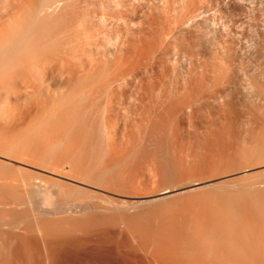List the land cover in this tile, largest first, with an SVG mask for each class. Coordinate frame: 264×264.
Masks as SVG:
<instances>
[{"label":"rangeland","instance_id":"obj_1","mask_svg":"<svg viewBox=\"0 0 264 264\" xmlns=\"http://www.w3.org/2000/svg\"><path fill=\"white\" fill-rule=\"evenodd\" d=\"M110 1L109 0H100V1L99 0H88V1L87 0H73V1H64V2L63 1H55V2L49 1L50 3L48 1H44L45 3L47 2V4H51V2L52 3L54 2L53 9H52L51 14H50L51 16L49 15L50 17L48 16L49 18H47V20H45L46 18L43 20H41V18H40V20L37 18L35 21H33V24H34V26L32 25L33 32L30 31L31 39L32 38L33 39L31 40L29 37V41L30 40L32 41L33 48H34L33 54L34 53L36 54L37 51L39 50L40 53L38 52V54H40L41 57L45 53L47 56L50 55L49 58L54 57L53 58L54 64L57 65L58 62L61 60V62H59V66H60V63H62V61L67 62V63H62V64H64V66L61 65L60 67L68 66V67H70L69 69H71V66H74L75 68H77L76 69L77 71H75V69L71 70V71L68 69L70 72H72V73L75 72L74 74H76L75 78H74V74H73L74 79H72V74H69L71 76L66 75L69 78L71 77L72 82L66 80L67 77L65 76V74H62L63 72L60 73V76L62 74L66 78L62 77L61 79L64 78V80H61L60 77L58 76L59 74L58 73H57L58 75L56 74L57 67H58V65H57L56 70H55L56 72L53 70L54 71L53 75L54 76L57 75V76H55V77H57V80H56V78L54 80V77L52 76V78L55 82H53V80H51V81H49L48 84H50V87L51 88L53 87V88L52 89L47 88L48 89L47 92L44 91L48 94H43V95L42 94L40 95L38 93L35 94V97L37 98V100L34 96H32V100L29 101L30 105H29V103H27L23 99V96L17 97V98L15 97L16 99L13 98L12 99L13 103L10 102V105L17 109L16 110L13 108L14 110L12 109V111H14V112L17 111V112L14 113V112L10 111V112H8L10 114H8L6 112L4 114L0 113V115H1L0 116V129H1L0 130L1 131L0 132V148H1L0 150H4V151H0V179H1L0 180V201H2V202H0L1 203L0 206L4 207V208L0 207V223H1L0 224V230H1L0 231V238L3 237L2 240H0L2 242V243L0 242V248H1V250H0L1 251L0 252V264H21L22 260H23L22 264H24V263L26 264V262L28 264V262H31V261L33 262V260H35V259L38 260V258L41 257L40 254L42 255V253H43L42 256L43 257L45 256L44 257L45 261L50 260L49 264H53V263H55V264H70V263L76 264V262L78 264L79 260L81 261V259H85V258L87 259L92 254L100 257V259L101 258H103L104 260L108 259L107 261H104V262L111 261V262H114L117 264H133V263L134 264H138V263L139 264L140 263H142V264H159V263L166 264L165 262H167V264H180L183 261L185 263H189L186 260L190 259V256L192 257V255L194 256L193 259L195 257L199 258V256H198L199 250H201V251H199V252H201V253H199V255L201 254L200 256L203 257L202 259H204V257H205V261H207L206 259H208L210 256H213V255H211L212 253L216 254L214 256L216 258H218L219 254L222 255V253L224 251H226L227 255L224 253L223 254L224 256H222V258H225V257L227 258V259H224V261L227 260L226 262L223 261L224 264L225 263L226 264H242L243 260H245V262L247 261L244 264H260V263L264 264V263H262V262H264V249H263L264 246H258L259 244L262 245V243L259 242L260 241L259 239L262 238V240H264V233L260 232V229H261V231L264 232V229H263L264 225L262 226V224H264V223L261 222V221H264V0H144V1L143 0H118V1L112 0L111 2ZM67 3H69V4H67ZM64 4L67 6H65ZM70 4H71V6H70ZM68 8H70V9H68ZM54 9H56V11ZM59 9H61V10H59ZM53 11H54V13H53ZM56 12H58V13H56ZM69 12H70V14H69ZM64 13H66V14H64ZM54 14H55V16H54ZM73 17H74V19H72ZM68 20L71 23H69ZM82 20H84V21H82ZM39 21H41V22H39ZM77 22L79 23V25ZM40 24H42V25H40ZM37 26H39V27L36 28ZM84 27H85V29H84ZM37 30H38V32H37ZM44 34H46V35H44ZM154 34L157 36H155ZM34 35H36V37H34ZM144 35H145V37H144ZM49 36H51V37H49ZM83 36H85V37H83ZM45 37L47 38L48 41L54 42V44L52 42L48 43V41L45 40ZM48 37L51 38L52 40L49 39ZM53 38L54 39L57 38V39L55 41H53L54 40ZM60 38H62L61 39L62 41L60 40ZM70 39H71V41H70ZM42 40L46 41L47 44H46V42H44ZM64 40L66 41V43ZM85 40H87V42H84ZM132 41H133V43H131ZM69 42H70V44H69ZM40 43H42V44H40ZM75 43H76V45H75ZM149 43L151 44V46ZM81 44H83V45H81ZM38 46L39 47L41 46V47L39 48ZM54 48H55V50H54ZM56 48H58V49H56ZM77 49H78V51H77ZM42 50H43V52H42ZM49 50L53 51L54 53L49 51ZM150 50L151 51L153 50L152 51L153 53ZM67 51H69V52H67ZM129 51H130V53H129ZM139 51L140 52L142 51V54ZM215 51H216V53H215ZM41 52H42V54H41ZM61 52H63V53H61ZM50 53H52V54H50ZM59 53L61 54V56L63 58L60 56ZM83 53H84V56H83ZM220 53H222V54H220ZM63 54H64V56H63ZM70 54H72V55H70ZM73 54H76L75 56H77V55L80 56V59H78L79 61L76 60L77 59L76 57H73L74 56ZM91 54L94 56V58H90V56H92ZM126 54H127V56L129 55L128 56L129 60H127L128 62L126 61L127 64L125 63V60L127 58ZM40 55H38L36 57H39ZM58 55L61 59L58 57ZM67 55H69L70 59L73 60L74 62L70 61L69 56H67ZM88 55H90V56H88ZM55 56L57 58H59V61L57 60V63L55 61V59H57ZM71 56L73 58H75V60ZM79 56H77V57H79ZM115 56L118 60L115 58ZM123 56H125V57H123ZM41 57H39V58H41ZM45 58H48V57H45ZM52 58L50 59V61H52ZM64 58H67V59H64ZM122 58H124L125 60ZM62 59H64L65 61ZM88 59H90V62ZM120 59H122V60H120ZM164 59H165V61H164ZM215 61H217V62L219 61V62L216 63ZM52 62H50V64ZM68 62L69 63L72 62L70 64V66H69ZM77 62H80L82 64H80V63L77 64ZM102 62H104V63H102ZM159 62H162V63H159ZM73 63L79 65V67L77 65H74ZM89 63H93L92 64L93 66H91ZM117 63L118 64L124 63L125 66H124V64H122L124 67L122 65H116ZM223 63H224V65H223ZM65 64H67V65L65 66ZM132 64H133V67H132ZM188 64H189V66H188ZM226 65L228 67L227 71H226L227 67H225ZM82 66L86 69L83 68V69H80V71H78V69L81 68ZM118 66H120V67H118ZM60 67H58V70L60 69ZM115 67H117L118 70H115L116 69ZM145 67H147V68H145ZM53 68H54V66H53ZM123 68H124V70H123ZM148 68H150L149 71H148ZM187 68H189V69H187ZM219 68H221V69H219ZM63 69L64 68H62L60 70L63 71ZM89 69L90 70L92 69V70L90 71ZM202 69H204V70H202ZM213 69H214V71H213ZM66 70L67 69L65 68V71ZM119 70H122L121 74H120ZM221 70H222V72H221ZM93 71H95V72L93 73ZM118 71H119V73H118ZM224 71H225V73H224ZM86 72L90 73V75ZM191 72H193V73L191 74ZM84 73H86L84 76L85 78H83ZM92 73L94 74V76ZM95 73H97V74H95ZM109 73H111V74H109ZM123 73L125 75H122ZM78 74H80L83 79H81L80 77L78 78V76H80ZM103 74L105 77L103 76ZM188 74H189V76H188ZM113 76H114V80L112 78ZM115 76L119 77V79ZM122 76L124 78L126 76V78L124 79ZM190 76L194 80L191 79ZM91 77H92V79H91ZM131 77H133V79ZM76 79H78L79 81L77 80L78 81L77 82ZM185 79H186L187 83L185 82ZM219 79H221V80H219ZM85 80H87V82ZM97 80H99V81H97ZM116 80L118 82H116ZM129 80L132 81V83ZM62 81H63V83H62ZM64 81L66 83H64ZM74 81L76 82V84H73V83H75ZM146 81H147V83H146ZM195 81H197V82H195ZM84 82H85V84H82ZM96 82H98V84ZM145 83H146V85H145ZM151 83H152V85H151ZM86 84H87V86H86ZM94 84H95V86H94ZM195 84H196V86H195ZM66 85L68 86V88L66 87ZM144 85L147 86L148 88L145 87ZM167 85H168V87H167ZM172 86H174V87H172ZM137 87H138V89H137ZM72 88H74V89L72 90ZM157 88H160L161 90H159ZM53 89L56 92V93L54 92V96L52 93L54 91ZM148 89L151 91V93H150V91H148ZM185 89H186V91H185ZM71 90H72V93H71ZM135 90H137V91H135ZM171 90H173V91H171ZM188 90L190 93L188 92ZM49 91L52 94H49ZM67 91H69V92L67 93ZM87 91H88V94H87ZM59 92H60V94H59ZM77 92L78 93L80 92V94L78 95ZM133 92H134V94H133ZM168 92H170V94ZM62 93L64 94V96ZM75 93H77V94H75ZM69 94H70V96H69ZM142 94H144V96ZM180 94H182V95H180ZM47 95H49V96H47ZM57 95H59V96H57ZM68 96L71 97V99ZM72 96L74 98L77 96V98L74 99ZM79 96L82 98L79 99ZM53 97L55 98V100L53 99ZM86 97H87V99H86ZM33 98H34V101H33ZM65 98H66V102H65ZM139 98H140V100H139ZM189 98H191V99H189ZM49 99H51V100L49 101ZM56 99H57V101H56ZM158 99H160V100H158ZM162 99H163V101H162ZM70 100H71V103H69ZM138 100H139V102H137ZM207 100H208V102H207ZM48 101H49V103H48ZM143 101H144V103H143ZM64 102H65V104H64ZM77 102H78V104H77ZM132 103H133V105H132ZM151 103H152V105H151ZM165 103H166V105H165ZM23 104H26V106L24 107ZM50 104H51V106H50ZM168 104H169V106H168ZM60 105H62V106H60ZM65 105L67 108H70V110L67 109L65 107ZM164 106L166 108H164ZM184 106H186V107H184ZM226 106H228L230 108H228ZM22 107H24V108H22ZM58 107H60V108H58ZM180 107L182 109L183 108L184 109L183 110L179 109ZM52 108H53V111L55 110V112L52 111ZM160 109H161V111H160ZM27 110H29V111H27ZM42 110L44 111V113ZM62 110H64V111H62ZM179 110L181 112H179ZM114 111H116V112H114ZM148 111H151V112L148 113ZM170 111H171V113H170ZM182 111H183L184 115H183ZM160 112H162V113H160ZM12 113H14L15 115ZM61 113H64V114H61ZM54 114H55V116H54ZM36 115L37 116L39 115V116L37 117ZM62 115L65 118H63ZM189 115H191V116H189ZM227 115H229V116H227ZM166 117L168 119H166ZM53 118L54 119L56 118L57 120L56 119L54 120ZM60 118L61 119L63 118V119L61 120ZM189 118H190V120H189ZM160 119H161V121H160ZM193 119H195V120H193ZM32 120H34V121H32ZM154 120L155 121L157 120V122L159 124L157 122H155ZM17 121H19V122H17ZM27 121H29V122H27ZM35 121L37 122V124L35 123ZM39 121H41V122L44 121V125H43V123H41ZM14 122H16V123H14ZM31 122H34V123H31ZM55 122H57L56 123L57 126H56ZM68 123H69V125H68ZM19 124H21V126ZM30 124H32L33 126H31ZM132 124H133V126H132ZM176 124H178V125H176ZM7 126H8V128H6ZM36 126L37 127L40 126L39 129L41 131ZM59 126H60V128H59ZM64 127H66V128L64 129ZM9 128H13V129L10 130ZM30 128H32L34 131L31 130ZM42 128L43 129L45 128V129L42 130ZM50 128H52V129H50ZM21 129H24L23 133L20 132V131H22ZM167 129L169 131L171 130L170 131L171 134L169 133V131ZM29 130H31V131H29ZM36 130L38 131L39 134H37ZM46 130H47V132H46ZM143 130H144V133H142ZM178 130H180V131H178ZM13 131H14V133H13ZM25 131L28 133H26ZM61 131H63V132L61 133ZM41 132L43 134L46 132L45 134H47L48 136L45 134L42 135ZM63 133H65L64 134L65 136L63 135ZM19 134L20 135L22 134L21 135L22 137L19 138V136H20ZM14 135H17V136H14ZM25 135H26V138H25ZM58 136H59V138H58ZM154 136H156V137H154ZM63 137H65V138H63ZM197 137L198 138L200 137V138L198 139ZM35 138L36 139L38 138L37 139L38 142ZM49 138H50V140H49ZM54 138L57 140H55ZM20 139H22V141ZM39 139H42V140H39ZM193 139H194V141H193ZM10 140L11 141L15 140L16 142L14 141L12 143V144H14V143L15 144L12 145ZM19 140L21 141L22 145H21ZM33 140H35V141H33ZM67 140H69V141H67ZM74 140H75V142H74ZM114 140H116V141H114ZM2 141H6V142H2ZM23 141H25V142L26 141H28V142L33 141V142L29 143L30 145H28V144H25V142H23ZM63 141H64V143H63ZM151 141H152V143H151ZM17 142H19V143H17ZM28 142H26V143H28ZM34 142H36V143H34ZM55 142H56L57 146H56ZM59 142L61 145L59 144ZM109 142H111V143H109ZM179 142L180 143L182 142V143L180 144ZM198 142H199V144H198ZM5 143H8L9 145H12L14 147L11 146V149H10V146L8 147V145H6ZM186 143H188V144H186ZM19 144L22 148L19 146ZM54 144H55V146H54ZM26 145H27V147H26ZM31 145H32V147H31ZM15 146H16V148H15ZM28 146H29V148H28ZM80 146H81V148H80ZM83 146H84V149L82 148ZM35 148H38L40 151L38 149H35ZM71 148H73V149L71 151H69ZM102 148H103V150H102ZM107 148L109 150H107ZM131 148H132V150H131ZM6 149H8L9 151L11 150V151L9 152ZM17 149L19 152L17 151ZM41 149H42V151H41ZM67 149H69V150L67 151ZM233 149L235 151H233ZM15 150H16V152H15ZM5 151H6V153H5ZM28 151H29V153H28ZM36 151H38V152H36ZM80 151L83 154L80 153ZM71 152L75 153L76 155L73 154L74 155L73 156ZM84 152H86V153H84ZM103 152H104V154H103ZM113 152H115V153H113ZM26 153H28V154H26ZM37 153H38V156L36 155ZM64 153L65 154L69 153L70 155H66L69 158L66 157L64 155ZM17 154H20V155H17ZM39 154L41 155V157ZM48 154H49V157H48ZM84 154H87V156ZM21 155L24 157H22ZM60 155H62V156H60ZM123 155H125V156H123ZM179 155H181V156H179ZM10 156H12V157H10ZM71 156L73 158H71V160H70ZM220 156L222 157L223 160L220 158ZM39 157L41 160L39 159ZM74 157H75V159H74ZM81 157L84 159H82ZM86 157H87V159H86ZM194 157H195V159H194ZM62 158L64 159V161L62 160ZM66 158L68 159V161L66 160ZM76 159L78 160V162L76 161ZM85 159H86V161H85ZM196 159H197V161H196ZM217 159L220 162H218ZM69 160H70L71 164L75 163V164H72L73 170H69L68 169L69 167L67 165H65L66 163L68 164ZM79 160H82V161H79ZM156 160H158L159 162ZM184 160H185V162H184ZM201 160H203V161H201ZM43 161L45 162V164ZM182 161L184 164L182 163ZM40 162L42 164H40ZM63 162H66V163H63ZM79 162L81 165L79 164ZM180 162L183 165H181ZM227 162H228V164H227ZM217 163L218 164L220 163V164L218 165ZM104 164H105V166H104ZM106 165H107V167H106ZM143 165H144V167H143ZM251 165H253V166L251 167ZM88 166L90 168H88ZM146 166H147V168H146ZM62 167H65V169ZM85 167H87V168H85ZM151 167H152V170H151ZM179 167L181 168V170L179 169ZM214 167L217 169L214 170ZM228 167H229V169L225 170ZM20 168H21V170H20ZM79 168H80V170H79ZM54 170H55V172H54ZM88 170H89V174H88ZM198 170H199V172H198ZM227 171H230L229 173L231 175L228 173L226 175H223V173H225ZM67 173H69V174H67ZM217 173L220 174L219 175L220 177L216 176L214 179L213 178L215 176L214 174H217ZM221 173L224 177L221 176ZM183 174H184V176H183ZM72 175L75 178H73ZM211 176H213V177H211ZM212 178H213V180H211ZM40 179H42V180H40ZM92 179H94V180H92ZM200 179L201 180L205 179L204 180L205 182L202 180V182H204V183H201V184L196 185V186H189L187 188H184V186H186L187 184L190 185V183L195 182L197 180L200 181ZM10 180H11V182H10ZM27 180L28 181L30 180L32 182L34 181V183L44 182L46 184L47 183L50 184V185H48V184L47 185L51 186V188H53L55 195L56 194L58 195V196L56 195L58 197V198H56V200H59L60 202L56 201L54 204L55 207L54 206L52 207L51 205L47 204V202H46L47 207H45L46 205L45 204L43 205L44 202L42 200H40V202L42 201L40 204V202H38L39 201L38 199H36V203L38 202L37 207L34 205V206H32V208H30L31 205L29 206L28 204H24V203L21 204V202L23 200H25V198H27V196H26L27 193H25L26 192L25 191V185L27 184ZM38 180H40V181H38ZM54 181L56 182V184L54 183ZM107 181L108 182L110 181L109 184ZM227 181H228V183H227ZM123 182H125V183H123ZM219 182H221V183H219ZM1 183H4V185ZM24 183H26V184H24ZM223 183H227V184H223ZM46 184H44V185H46ZM59 184H61L62 186H60ZM94 184H95V186H94ZM113 184H115V185H113ZM118 184H120V185H118ZM181 184H183V185L181 186ZM213 184H215V185H213ZM104 186L107 187L108 190H106V188ZM121 186H123V187H121ZM56 187H57V189H56ZM113 188L115 190H113ZM164 188L165 189L169 188L170 190H173V191L170 193H167V194L157 195L160 193L159 190L163 191ZM58 189L61 190L62 192L56 191ZM233 193H235V194H233ZM247 194H248V197H246ZM140 195H142V196H140ZM223 196H225V197H223ZM243 196H244V198H243ZM22 198H23V200H22ZM104 198H106V199H104ZM113 199H114V201H113ZM245 199H246V201H245ZM104 201H106V202H104ZM250 201H251V203H250ZM114 202H116V203H114ZM19 203H20V205H19ZM60 203H62V204H60ZM56 204L57 205L59 204L60 206L59 205L57 206ZM21 205H23V206H21ZM38 205H40V206H38ZM64 205H67L70 207L69 211H67V212L58 211V210H60V208L62 206L64 207ZM123 205H125V206H123ZM249 205L251 206V208L249 207ZM56 206H57V208H56ZM252 206H254V207H252ZM50 207H52V208L50 209ZM210 207H215V208H210ZM1 208H2V210H1ZM36 208H39V209L41 208V210H43V211L38 213V211L35 210ZM242 208H245V209H242ZM33 209H34V212H32ZM55 209H57V210H55ZM50 210H51V212H50ZM213 210L215 211V213ZM242 210H243V212H242ZM210 211H212V212H210ZM54 212H56V213H54ZM45 213H47V214H45ZM58 213H60V214H58ZM32 214H34V215H32ZM212 215H214V216H212ZM236 215H238L237 218H240V219H237ZM192 216H193V218H192ZM62 217H64V218H62ZM219 217H221V218L219 219ZM230 217L233 220L232 219L229 220ZM22 218H23V220H22ZM206 218H209V219L207 220ZM242 218L244 221L242 220ZM187 220H189V221L187 222ZM224 220H226V221L224 222ZM238 220H239V222H238ZM175 221L176 222L178 221V222L175 223ZM232 221H234L235 223ZM31 222H33V223H31ZM241 222H243V224ZM3 223H5L6 226ZM10 223H12L11 226H10ZM38 223H40V224H38ZM47 223H49V224H47ZM221 223H223V224H221ZM43 224L44 225L47 224V227L44 226ZM171 224H172V226H171ZM208 224H209V226H208ZM240 224H241V226H240ZM59 225H61V226H59ZM188 225H189V228H188ZM27 226H28V228H27ZM39 226H40L41 230H44V231H42V232H40L41 230L38 231L40 229ZM177 226H179V227H177ZM231 226L233 229L231 228ZM1 227H3V228H1ZM7 227H9V229H11V230H9ZM11 227L12 228L14 227L13 230ZM22 227L25 229H23ZM49 227L50 228L52 227V228L50 229ZM58 227H60V228L58 229ZM71 227H72V229H71ZM166 227L171 228V229L168 230ZM235 227L236 228L239 227V228L236 229ZM161 228H162V230H161ZM180 228H181V230L179 231ZM210 228H211V230H210ZM48 229H49V233H48ZM54 229H56V230H54ZM172 229H173V231H172ZM220 229L221 230L223 229V230L221 231ZM69 230H71V231H69ZM190 230L191 231L194 230L193 233ZM201 230H204L205 232L201 231ZM227 230L229 233L227 232ZM239 230H242L241 233L239 232ZM92 231H94V232H92ZM157 231L159 232V234ZM185 231H186V233H185ZM200 231L202 232L201 234H200ZM225 231L227 232L228 236H227ZM56 232H57V235H56ZM62 232L63 233L67 232L66 233L67 235L63 234ZM72 232H75L76 234L73 233V235H71ZM135 232H136V234H135ZM166 232H167V234H166ZM230 232H231V234H230ZM258 232H259V235L261 234L260 237H259V235H257ZM12 233H14L13 235H15V234L16 235L13 236ZM40 233H43L45 235V237H43V241H44V238H46V239H49L50 241H52V243L55 242L52 244V243H50L49 240L45 239V241H44V242L47 241L46 242L48 244V245H46L47 247L50 246L48 249L49 250L48 254H50V256L51 255H53V256L49 257V255L48 256L45 255L47 252L44 253V251H47V250L44 249L45 243L41 241L43 234L40 235ZM50 233L52 235L55 234V236L54 235L52 236ZM60 233L63 235H61ZM150 233H152V234H150ZM160 233H162V234H160ZM189 233H191V234L189 235ZM220 233L222 236L219 235ZM244 233H245V235H244ZM253 233H254V235H252ZM21 234H24V236H22ZM58 234H59V236H58ZM113 234L115 236H113ZM199 234H200V236H199ZM242 234L244 235V238H243ZM249 234H250V236H249ZM262 234H263V236H262ZM86 235L88 236L87 239H86ZM127 235H128V237H127ZM179 235L182 236V238H186V239H182L183 241L184 240H186V241L183 242L180 239L181 237ZM215 235H216V238H215ZM16 236H18V238ZM175 236L176 237L179 236L178 239ZM186 236L188 237V239ZM218 236H220V237H218ZM224 236H225V238H224ZM253 236L254 237L258 236V238H256L257 239L256 243L254 241L255 238ZM117 237H118V239H117ZM155 237H157V238H155ZM221 237H222V239H221ZM226 237H227V239H226ZM249 237L252 240V241H250L253 244L252 247H251L252 244L250 242H248ZM64 238L66 239V241H64ZM71 238H73V239H71ZM92 238H93V241L95 240L92 243L95 245V243L97 242L96 245H98V246H96V245L93 246L92 243H91L92 245L91 244L89 245V243L87 242L88 248H86L85 243L83 244L84 246L82 245L83 248L81 247V244L83 242L80 240H83L85 242L86 240H89V239L92 240ZM147 238H149V239H147ZM4 239H5V241H4ZM20 239L22 241H20ZM56 239H58V240H56ZM223 239L224 240L226 239L227 241L226 240L224 241ZM238 239H239V243H237ZM245 239H247V240H245ZM67 240L70 241V245L68 243L69 241H67ZM123 240H124V242H123ZM128 240H130V242H128ZM141 240H142V242H141ZM201 240H203V241H201ZM209 240H210V243H209ZM59 241L60 242L62 241L63 243L62 242L60 243ZM144 241H145V243H144ZM164 241H166V242H164ZM179 241L181 243H178ZM229 241L232 243H230ZM57 242L60 243V245L62 247L59 244H57ZM80 242H82V243H80ZM42 243H44V244H42ZM78 243H80L79 244L80 247L78 246V248L81 250L76 249ZM157 243H158V246H157ZM222 243H223V245H222ZM247 243H248V245H247ZM263 243H264V241H263ZM36 244L39 245L38 247L42 246V247H40L41 250L39 252L37 250H39L40 248L39 249L34 248V247H37ZM54 244H55V248L53 247ZM142 244H143V246H142ZM178 244H181L183 246L178 245ZM189 244H191V245H189ZM215 244L217 246H218V244H220V247L218 246L219 249L215 246ZM225 244H227L228 247L226 245L225 249H224ZM231 244H233L234 246L236 245L235 248ZM19 245H20V247H19ZM133 245H135V246H133ZM16 246H17V249H16ZM130 246L133 247L134 250H133V248H130ZM152 246L155 248V250ZM171 246H172V248H171ZM179 246H180V248H179ZM256 246H258L259 248L256 249ZM3 247H5V248H3ZM202 247H204V248L202 249ZM226 247H227V249H226ZM230 247H233L234 249L233 248L230 249ZM18 248H20L21 251H20V249H19V251H17ZM73 248H75V249H73ZM111 248H112V250H111ZM207 248H208V251L207 250L204 251ZM209 248H210V250H209ZM85 249H87V250H85ZM130 249H132V251ZM135 249L138 252H136ZM168 249H170L172 252ZM211 249L214 250V252ZM249 249L251 251H249ZM258 249H260V252L257 251ZM50 250H51V252H50ZM66 250L68 253L66 252ZM151 250H153V251H151ZM184 250H185V252H184ZM217 250L218 251L220 250L221 252L220 251L218 252ZM254 250L256 252H258V255L255 252L254 256L257 255L255 257L252 256ZM14 251H16V252H14ZM53 251L56 253H54ZM62 251H65V253H63ZM128 251H130V252H128ZM144 251L146 254L144 253ZM262 251H263V253H262ZM13 252H14V254L12 255ZM59 252H62V253H59ZM83 252H85V253H83ZM86 252H87V254H86ZM92 252H95V253H92ZM153 252H156L157 255L154 254ZM163 252H165V253H163ZM216 252H218V254ZM2 253H4V254H2ZM73 253L76 254L77 256L74 255ZM205 253H206V255L204 256ZM250 253H251V255H249ZM8 254H9V257H7ZM16 254H18V256ZM37 254H39V255H37ZM56 254H58V255H56ZM62 254H63V256H62ZM167 254H168V256H166ZM207 254H210V255L207 256ZM19 255H21V256L19 257ZM25 255H27V256H25ZM34 255H36V257H38V256H40V257L33 258V257H35ZM139 255H141V256H139ZM61 256H62V258H61ZM162 256H163V259H162ZM214 256L212 258H214ZM249 256H251V257H249ZM30 257L33 259H31ZM43 257H41V258H43ZM48 257L52 258V259H49ZM72 257L75 259H73ZM152 257H153V260H152ZM165 257H166V259H165ZM228 257H229V259H228ZM243 257H245L246 259H244ZM26 258H29L30 261H28V259L26 260ZM44 258H43V260L39 259V261H41V262L40 263L38 262V263L39 264H41V263L45 264V262H42V261H44ZM46 258H48V259H46ZM158 258L162 261H160ZM196 258L194 260H196ZM200 258H199V260H200ZM212 258L210 257L209 259L212 260ZM77 259H78V261H77ZM103 259H101V260L103 261ZM202 259L200 260V262L204 263L205 261H203ZM15 260H17V261H15ZM74 260H76V262ZM124 260H125V262H124ZM128 260H130V261H128ZM168 260L170 263H168ZM173 260H174V262H173ZM60 261H61V263H60ZM73 261H74V263H73ZM191 261H193V260H191ZM209 261H207V262H209ZM240 261H241V263H240ZM248 261H250L251 263ZM32 262L29 264H32ZM84 262H85V260H82L83 264H84ZM154 262H156V263H154ZM207 262H205V263L207 264ZM185 263H183V264H185Z\"/></svg>","mask_w":264,"mask_h":264},{"label":"bare ground","instance_id":"obj_2","mask_svg":"<svg viewBox=\"0 0 264 264\" xmlns=\"http://www.w3.org/2000/svg\"><path fill=\"white\" fill-rule=\"evenodd\" d=\"M44 1H73V0H0V113H8V112H10V111H12V109L14 108V107H12L11 105H10V102H12V99L13 98H17V97H22L23 96V99L27 102V103H29V101L30 100H32V96H34L35 97V94H48V93H46L47 92V88H51L50 87V84H48L49 83V81H51V80H53V78H52V76L54 77V80H55V78H56V80H57V77H55V76H57L58 74V76L60 77V79L62 78V77H65L66 75H69V74H72V79H74L75 78V75L76 74H74L75 72H70L71 70H74L75 69V71H77L76 69L77 68H75L74 66H71V69H69L70 67H68V66H66L67 64H65V66L66 67H60L61 65H63L64 66V64H62V63H67V62H63L62 61V63H60V66H59V62H61V60L59 61V55H58V57L59 58H57L56 56V58L57 59H55V61H56V63H57V60L59 61L58 62V67H60V69H62V68H64L63 69V71L62 70H58V67H57V65L56 64H54V60H53V58H52V61H50V59L51 58H49L50 57V55H46L45 53H44V55H42V57H41V55L40 54H38V52L40 53V51L38 50L37 51V53L35 54H33V51H34V48H33V44H32V39H31V33H30V31L31 32H33V28H32V25L34 26V24H33V21H35L37 18L40 20V18H41V20H43V19H45V20H47V18H49L51 15V11H52V9H53V4H54V2L52 3L51 2V4H47V2L45 3ZM88 1V0H87ZM100 1V0H99ZM110 1V0H109ZM112 1V0H111ZM110 1V2H111ZM116 1V0H115ZM118 1V0H117ZM144 1V0H143ZM90 2V1H89ZM95 2V1H94ZM103 2V1H102ZM50 3V2H49ZM60 3V2H59ZM71 3V2H70ZM108 3V2H107ZM67 4H69V3H67ZM89 4V3H88ZM56 5V4H55ZM65 5V4H64ZM87 5V4H86ZM94 5V4H93ZM105 5V4H104ZM65 6H67V5H65ZM70 6H71V4H70ZM107 6V5H106ZM61 7V6H60ZM99 7V6H98ZM64 8V7H63ZM101 8V7H100ZM57 9V8H56ZM56 9H54L55 11H56ZM68 9H70V8H68ZM105 9V8H104ZM59 10H61V9H59ZM103 10V9H102ZM101 10V11H102ZM84 11V10H83ZM95 11V10H94ZM61 12V11H60ZM82 12V11H81ZM53 13H54V11H53ZM52 13V14H53ZM56 13H58V12H56ZM95 13V12H94ZM121 13V12H120ZM61 14V13H60ZM64 14H66V13H64ZM69 14H70V12H69ZM74 14V13H73ZM72 14V15H73ZM99 14V13H98ZM117 14V13H116ZM125 14V13H124ZM50 15V16H49ZM58 15V14H57ZM71 15V16H72ZM77 15V14H76ZM49 16V17H48ZM54 16H55V14H54ZM64 16V15H63ZM67 16V15H66ZM83 17V16H82ZM86 17V16H85ZM93 17V16H92ZM113 17V16H112ZM119 17V16H118ZM121 17V16H120ZM96 18V17H95ZM72 19H74V17L72 18ZM77 19V18H76ZM81 19V18H80ZM52 20V19H51ZM67 20V19H66ZM79 20V19H78ZM124 20V19H123ZM69 21V20H68ZM73 21V20H72ZM82 21H84V20H82ZM39 22H41V21H39ZM45 22V21H44ZM43 22V23H44ZM47 22V21H46ZM112 22V21H111ZM122 22V21H121ZM69 23H71L70 21H69ZM78 23V22H77ZM130 23V22H129ZM39 24V23H38ZM122 24V23H121ZM37 25V24H36ZM35 25V26H36ZM40 25H42V24H40ZM78 25H79V23H78ZM90 25V24H89ZM44 26V25H43ZM86 26V25H85ZM96 26V25H95ZM39 26H37L36 28H38ZM46 27V26H45ZM106 27V26H105ZM109 27V26H108ZM139 27V26H138ZM32 28V29H31ZM41 28V27H40ZM141 28V27H140ZM35 29V28H34ZM45 29V28H44ZM43 29V30H44ZM47 29V28H46ZM78 29V28H77ZM84 29H85V27H84ZM94 29V28H93ZM111 29V28H110ZM41 30V29H40ZM82 30V29H81ZM37 32H38V30H37ZM41 32V31H40ZM83 32V31H82ZM93 32V31H92ZM141 32V31H140ZM46 33V32H45ZM79 33V32H78ZM86 33V32H85ZM115 33V32H114ZM119 33V32H118ZM159 33V32H158ZM37 34V33H36ZM61 34V33H60ZM76 34V33H75ZM93 34V33H92ZM44 35H46V34H44ZM52 35V34H51ZM100 35V34H99ZM103 35V34H102ZM155 35V34H154ZM40 36V35H39ZM61 36V35H60ZM78 36V35H77ZM96 36V35H95ZM155 36H157V35H155ZM29 37H30V41H29ZM34 37H36V35H34ZM38 37V36H37ZM47 37V36H46ZM45 37V40H47V38ZM49 37H51V36H49ZM48 37V38H49ZM59 37V36H58ZM83 37H85V36H83ZM115 37V36H114ZM144 37H145V35H144ZM40 38V37H39ZM89 38V37H88ZM151 38V37H150ZM36 39V38H35ZM49 39H51V38H49ZM54 39V38H53ZM57 39V38H56ZM56 39H54L53 41H55ZM62 38H60V40H61ZM87 39V38H86ZM117 39V38H116ZM121 39V38H120ZM155 39V38H154ZM159 39V38H158ZM163 39V38H162ZM38 40V39H37ZM52 40V39H51ZM59 40V39H58ZM59 40V41H60ZM67 40V39H66ZM78 40V39H77ZM81 40V39H80ZM88 40V39H87ZM87 40H85L84 42H87ZM139 40V39H138ZM147 40V39H146ZM145 40V41H146ZM35 41V40H34ZM39 41V40H38ZM42 41H44V40H42ZM48 41V40H47ZM62 41V40H61ZM65 41V40H64ZM68 41V40H67ZM70 41H71V39H70ZM90 41V40H89ZM120 41V40H119ZM123 41V40H122ZM121 41V42H122ZM141 41V40H140ZM44 42H46V41H44ZM49 42H52V41H48V43ZM79 42V41H78ZM83 42V43H84ZM114 42V41H113ZM137 42V41H136ZM43 43V42H42ZM42 43H40V44H42ZM53 44H54V42H52ZM65 43H66V41H65ZM131 43H133V41L131 42ZM146 43V42H145ZM39 44V45H40ZM46 44H47V42H46ZM45 44V45H46ZM63 44V43H62ZM68 44V43H67ZM69 44H70V42H69ZM72 44V43H71ZM78 44V43H77ZM86 44V43H85ZM137 44V43H136ZM150 44V43H149ZM60 45V44H59ZM64 45V44H63ZM75 45H76V43H75ZM81 45H83V44H81ZM87 45V44H86ZM103 45V44H102ZM158 45V44H157ZM44 46V45H43ZM42 46V47H43ZM47 46V45H46ZM65 46V45H64ZM79 46V45H78ZM150 46H151V44H150ZM39 47V46H38ZM41 47V46H40ZM39 47V48H40ZM51 47V46H50ZM58 47V46H57ZM76 47V46H75ZM82 47V46H81ZM33 48V49H32ZM37 48V47H36ZM49 48V47H48ZM79 48V47H78ZM83 48V47H82ZM147 48V47H146ZM50 49V48H49ZM56 49H58V48H56ZM60 49V48H59ZM149 49V48H148ZM206 49V48H205ZM52 50V49H51ZM51 50H49V51H51ZM54 50H55V48H54ZM65 50V49H64ZM74 50V49H73ZM97 50V49H96ZM63 51V50H62ZM70 51V50H69ZM69 51H67V52H69ZM76 51V50H75ZM77 51H78V49H77ZM148 51V50H147ZM151 51V50H150ZM153 51V50H152ZM151 51V52H152ZM161 51V50H160ZM36 52V51H35ZM42 52H43V50H42ZM42 52H41V54H42ZM51 52H53V51H51ZM56 52V51H55ZM60 52V51H59ZM90 52V51H89ZM140 52V51H139ZM163 52V51H162ZM49 53V52H48ZM54 53V52H53ZM61 53H63V52H61ZM91 53V52H90ZM98 53V52H97ZM129 53H130V51H129ZM141 54H142V51L140 52ZM139 53V54H140ZM149 53V52H148ZM153 53V52H152ZM166 53V52H165ZM164 53V54H165ZM192 53V52H191ZM215 53H216V51H215ZM50 54H52V53H50ZM58 54V53H57ZM60 54V53H59ZM77 54V53H76ZM76 54H73L74 56L73 57H76L77 59V61H79L78 59H80V56L79 55H77V56H79V57H77V56H75ZM81 54V53H80ZM89 54V53H88ZM106 54V53H105ZM110 54V53H109ZM119 54V53H118ZM138 54V53H137ZM136 54V55H137ZM220 54H222V53H220ZM38 55H40L39 57H41V58H39V57H36V56H38ZM46 55V56H45ZM56 55V54H55ZM70 55H72V54H70ZM82 55V54H81ZM92 55V54H91ZM121 55V54H120ZM131 55V54H130ZM144 55V54H143ZM161 55V54H160ZM167 55V54H166ZM171 55V54H170ZM215 55V54H214ZM48 57V58H45V57ZM53 56V55H52ZM60 56H61V54H60ZM63 56H64V54H63ZM67 56H69V55H67ZM83 56H84V53H83ZM88 56H90V55H88ZM97 56V55H96ZM108 56V55H107ZM126 56H127V54H126ZM129 56V55H128ZM128 56H127V58H128ZM132 56V55H131ZM165 56V55H164ZM173 56V55H172ZM187 56V55H186ZM192 56V55H191ZM62 57V56H61ZM72 57V56H71ZM72 57V58H73ZM105 57V56H104ZM123 57H125V56H123ZM137 57V56H136ZM135 57V58H136ZM145 57V56H144ZM147 57V56H146ZM151 57V56H150ZM153 57V56H152ZM160 57V56H159ZM190 57V56H189ZM194 57V56H193ZM63 58V57H62ZM90 58H94V56L92 55V56H90ZM115 58H116V56H115ZM120 58V57H119ZM126 58V60L124 59V58H122V59H124L125 60V63H126V61L127 60H129V58L127 59ZM133 58V57H132ZM138 58V57H137ZM148 58V57H147ZM157 58V57H156ZM164 58V57H163ZM61 59V58H60ZM64 59H67V58H64ZM64 59H62V60H64ZM74 60H75V58H73ZM82 59V58H81ZM103 59V58H102ZM117 59V58H116ZM122 59H120V60H122ZM140 59V58H139ZM69 60L70 61H73V60H71L70 59V56H69ZM89 60V62H90V59H88ZM92 60V59H91ZM97 60V59H96ZM99 60V59H98ZM111 60V59H110ZM118 60V59H117ZM147 60V59H146ZM178 60V59H177ZM198 60V59H197ZM65 61V60H64ZM67 61V60H66ZM94 61V60H93ZM134 61V60H133ZM164 61H165V59H164ZM168 61V60H167ZM225 61V60H224ZM228 61V60H227ZM50 62H52L51 64H50ZM74 62V61H73ZM76 62V61H75ZM92 62V61H91ZM110 62V61H109ZM115 62V61H114ZM128 62V61H127ZM216 63H218L217 61H215ZM69 63V62H68ZM72 62H70L69 63V66H70V64H71ZM78 63H80V62H77V64ZM102 63H104V62H102ZM106 63V62H105ZM133 63V62H132ZM159 63H162V62H159ZM168 63V62H167ZM166 63V64H167ZM203 63V62H202ZM211 63V62H210ZM225 63V62H224ZM224 63H223V65H224ZM233 63V62H232ZM54 64V65H53ZM74 64V63H73ZM72 64V65H73ZM77 64H74V65H77ZM80 64H82V63H80ZM91 66H93L92 64L93 63H89ZM88 64V65H89ZM95 64V63H94ZM115 64V63H114ZM122 64H124V63H122ZM122 64H116V65H122ZM127 64V63H126ZM130 64V63H129ZM146 64V63H145ZM154 64V63H153ZM158 64V63H157ZM156 64V65H157ZM205 64V63H204ZM56 65V66H55ZM89 65V66H90ZM136 65V64H135ZM140 65V64H139ZM152 65V64H151ZM212 65V64H211ZM53 66H54V68H53ZM78 67H79V65H77ZM81 66V65H80ZM88 66V67H89ZM90 66V67H91ZM114 66V65H113ZM123 66V65H122ZM121 66V67H122ZM124 66H125V64H124ZM123 66V67H124ZM128 66V65H127ZM130 66V65H129ZM148 66V65H147ZM188 66H189V64H188ZM206 66V65H205ZM56 67H57V72L55 71L56 70ZM68 67V68H67ZM98 67V66H97ZM118 67H120V66H118ZM132 67H133V64H132ZM136 67V66H135ZM149 67V66H148ZM153 67V66H152ZM191 67V66H190ZM208 67V66H207ZM225 67H227V65L225 66ZM65 68L67 69L66 71H65ZM84 67L82 66L81 68H79L78 69V71H80V69H83ZM92 68V67H91ZM100 68V67H99ZM105 68V67H104ZM116 69L115 70H118V68L117 67H115ZM145 68H147V67H145ZM195 68V67H194ZM201 68V67H200ZM216 68V67H215ZM223 68V67H222ZM70 71H69V70ZM84 69H86V68H84ZM93 69V68H92ZM91 69V70H92ZM106 69V68H105ZM120 69V68H119ZM149 69L150 68H148V71H149ZM153 69V68H152ZM187 69H189V68H187ZM206 69V68H205ZM219 69H221V68H219ZM225 69V68H224ZM227 69H228V67L226 68V71H227ZM233 69V68H232ZM56 72V74L57 75H53L54 74V71ZM90 70V69H89ZM90 70V71H91ZM123 70H124V68H123ZM126 70V69H125ZM162 70V69H161ZM166 70V69H165ZM195 70V69H194ZM202 70H204V69H202ZM218 70V69H217ZM223 70V69H222ZM222 70H221V72H222ZM59 71V72H58ZM67 73H65V72ZM69 71V72H68ZM120 71V74H121V71L122 70H119ZM119 71H118V73H119ZM139 71V70H138ZM153 71V70H152ZM163 71V70H162ZM161 71V72H162ZM207 71V70H206ZM205 71V72H206ZM213 71H214V69H213ZM231 71V70H230ZM63 72V73H62ZM84 72V71H83ZM95 71H93V73H94ZM103 72V71H102ZM160 72V73H161ZM60 73H62V74H65V76L64 75H62L61 74V76H60ZM77 73V72H76ZM80 73V72H79ZM86 73H88V72H86ZM86 73H84V75H83V78H85L84 76H85V74ZM92 73V74H93ZM107 73V72H106ZM131 73V72H130ZM188 73V72H187ZM193 72H191V74H192ZM220 73V72H219ZM224 73H225V71H224ZM223 73V74H224ZM228 73V72H227ZM232 73V72H231ZM73 74H74V78H73ZM89 75H90V73H88ZM91 74V75H92ZM95 74H97V73H95ZM105 74V73H104ZM104 74H103V76H104ZM109 74H111V73H109ZM127 74V73H126ZM147 74V73H146ZM158 74V73H157ZM195 74V73H194ZM193 74V75H194ZM213 74V73H212ZM229 74V73H228ZM78 75H80V74H78ZM88 75V76H89ZM122 75H125L124 73L122 74ZM142 75V74H141ZM177 75V74H176ZM215 75V74H214ZM69 76H71V75H69ZM87 76V77H88ZM93 76H94V74H93ZM96 76V75H95ZM111 76V75H110ZM120 76V75H119ZM132 76V75H131ZM162 76V75H161ZM160 76V77H161ZM170 76V75H169ZM185 76V75H184ZM188 76H189V74H188ZM192 76V75H191ZM190 76V77H191ZM58 77V78H59ZM67 77V76H66ZM65 77V78H66ZM81 78V79H83L82 77H81V75L80 76H78V78ZM105 77V76H104ZM115 77H117V76H115ZM123 77V76H122ZM141 77V76H140ZM156 77V76H155ZM154 77V78H155ZM194 77V76H193ZM198 77V76H197ZM216 77V76H215ZM102 78V77H101ZM113 78V80H114V76L112 77ZM118 79H119V77H117ZM116 78V79H117ZM124 78V77H123ZM125 78H126V76H125ZM124 78V79H125ZM132 79H133V77H131ZM148 78V77H147ZM153 78V79H154ZM207 78V77H206ZM59 79V80H60ZM71 79V77L69 78V77H67L66 78V80H68V81H70V82H72V79ZM80 79V80H81ZM91 79H92V77H91ZM98 79V78H97ZM107 79V78H106ZM139 79V78H138ZM150 79V78H149ZM152 79V80H153ZM174 79V78H173ZM191 79H193L192 77H191ZM216 79V78H215ZM218 79V78H217ZM53 80V82H55ZM61 80H64V78L63 79H61ZM65 80V81H66ZM78 79H76V81H77ZM96 80V79H95ZM102 80V79H101ZM105 80V79H104ZM109 80V79H108ZM145 80V79H144ZM151 80V79H150ZM165 80V79H164ZM194 80V79H193ZM200 80V79H199ZM214 80V79H213ZM212 80V81H213ZM219 80H221V79H219ZM64 81V83H66ZM79 81V80H78ZM77 81V82H78ZM86 82H87V80H85ZM90 81V80H89ZM97 81H99V80H97ZM130 81V80H129ZM136 81V80H135ZM202 81V80H201ZM61 82V81H60ZM75 82V81H74ZM93 82V81H92ZM91 82V83H92ZM101 82V81H100ZM104 82V81H103ZM112 82V81H111ZM116 82H118L117 80H116ZM131 83H132V81H130ZM134 82V81H133ZM151 82V81H150ZM157 82V81H156ZM168 82V81H167ZM185 82L187 83V81H186V79H185ZM189 82V81H188ZM191 82V81H190ZM195 82H197V81H195ZM208 82V81H207ZM62 83H63V81H62ZM69 83V82H68ZM97 84H98V82H96ZM114 83V82H113ZM146 83H147V81H146ZM146 83H145V85H146ZM149 83V82H148ZM202 83V82H201ZM72 84V83H71ZM73 84H76V82L75 83H73ZM72 84V85H73ZM82 84H85V82L84 83H82ZM125 84V83H124ZM139 84V83H138ZM137 84V85H138ZM150 84V83H149ZM176 84V83H175ZM190 84V83H189ZM203 84V83H202ZM205 84V83H204ZM211 84V83H210ZM49 87H48V86ZM54 85V84H53ZM69 85V84H68ZM107 85V84H106ZM110 85V84H109ZM134 85V84H133ZM144 85V86H145ZM151 85H152V83H151ZM157 85V84H156ZM64 86V85H63ZM86 86H87V84H86ZM94 86H95V84H94ZM120 86V85H119ZM142 86V85H141ZM195 86H196V84H195ZM198 86V85H197ZM205 86V85H204ZM56 87V86H55ZM66 87L68 88V86L66 85ZM71 87V86H70ZM69 87V88H70ZM74 87V86H73ZM116 87V86H115ZM145 87H147V86H145ZM160 87V86H159ZM167 87H168V85H167ZM170 87V86H169ZM172 87H174V86H172ZM53 88V87H52ZM51 88V89H52ZM76 88V87H75ZM84 88V87H83ZM110 88V87H109ZM136 88V87H135ZM148 88V87H147ZM161 88V87H160ZM160 88H157V89H159V90H161ZM50 89V90H51ZM63 89V88H62ZM74 88H72V90H73ZM77 89V88H76ZM117 89V88H116ZM132 89V88H131ZM137 89H138V87H137ZM154 89V88H153ZM184 89V88H183ZM190 89V88H189ZM192 89V88H191ZM213 89V88H212ZM54 90V89H53ZM72 90H71V93H72ZM82 90V89H81ZM87 90V89H86ZM93 90V89H92ZM113 90V89H112ZM141 90V89H140ZM143 90V89H142ZM167 90V89H166ZM209 90V89H208ZM207 90V91H208ZM44 91H46V92H44ZM83 91V90H82ZM81 91V92H82ZM118 91V90H117ZM135 91H137V90H135ZM148 91H150L149 89H148ZM154 91V90H153ZM171 91H173V90H171ZM184 91V90H183ZM182 91V92H183ZM185 91H186V89H185ZM193 91V90H192ZM196 91V90H195ZM206 91V92H207ZM52 92V91H51ZM54 92H55V90L52 92L53 93V96H54ZM66 92V91H65ZM69 91H67V93H68ZM76 92V91H75ZM85 92V91H84ZM141 92V91H140ZM167 92V91H166ZM188 92H189V90H188ZM209 92V91H208ZM221 92V91H220ZM52 93H50V91H49V94H52ZM56 93V92H55ZM70 93V94H71ZM74 93V92H73ZM78 93V92H77ZM77 93H75V94H77ZM95 93V92H94ZM132 93V92H131ZM137 93V92H136ZM142 93V92H141ZM140 93V94H141ZM145 93V92H144ZM150 93H151V91H150ZM164 93V92H163ZM169 94H170V92H168ZM180 93V92H179ZM190 93V92H189ZM231 93V92H230ZM58 94V93H57ZM59 94H60V92H59ZM63 94V93H62ZM70 94H69V96H70ZM74 94V95H75ZM80 94V92L78 93V95ZM82 94V93H81ZM87 94H88V91H87ZM133 94H134V92H133ZM68 95V94H67ZM77 95V96H78ZM93 95V94H92ZM125 95V94H124ZM143 96H144V94H142ZM160 95V94H159ZM167 95V94H166ZM180 95H182V94H180ZM233 95V94H232ZM47 96H49V95H47ZM51 96V95H50ZM56 96V95H55ZM57 96H59V95H57ZM61 96V95H60ZM63 96H64V94H63ZM68 96V97H69ZM77 96L74 98L73 96V98L74 99H76L77 98ZM82 96V95H81ZM84 96V95H83ZM90 96V95H89ZM113 96V95H112ZM121 96V95H120ZM172 96V95H171ZM189 96V95H188ZM219 96V95H218ZM46 97V96H45ZM153 97V96H152ZM174 97V96H173ZM184 97V96H183ZM182 97V98H183ZM186 97V96H185ZM214 97V96H213ZM15 98V99H16ZM36 98V97H35ZM42 98V97H41ZM49 98V97H48ZM67 98V97H66ZM66 98H65V102H66ZM70 99H71V97H69ZM82 97H80L79 96V99H81ZM90 98V97H89ZM134 98V97H133ZM150 98V97H149ZM155 98V97H154ZM21 99V98H20ZM44 99V98H43ZM47 99V98H46ZM53 99L55 100V98L53 97ZM58 99V98H57ZM57 99H56V101H57ZM64 99V98H63ZM78 99V100H79ZM86 99H87V97H86ZM126 99V98H125ZM137 99V98H136ZM164 99V98H163ZM163 99H162V101H163ZM175 99V98H174ZM180 99V98H179ZM185 99V98H184ZM189 99H191V98H189ZM19 100V99H18ZM36 100H37V98H36ZM40 100V99H39ZM45 100V99H44ZM51 99H49V101H50ZM62 100V99H61ZM60 100V101H61ZM92 100V99H91ZM139 100H140V98H139ZM139 100L137 101V102H139ZM142 100V99H141ZM148 100V99H147ZM158 100H160V99H158ZM173 100V99H172ZM183 100V99H182ZM211 100V99H210ZM33 101H34V98H33ZM43 101V100H42ZM47 101V100H46ZM49 101H48V103H49ZM77 101V100H76ZM80 101V100H79ZM131 101V100H130ZM133 101V100H132ZM135 101V100H134ZM150 101V100H149ZM154 101V100H153ZM184 101V100H183ZM193 101V100H192ZM191 101V102H192ZM16 102V101H15ZM18 102V101H17ZM20 102V101H19ZM24 102V101H23ZM59 102V101H58ZM63 102V101H62ZM61 102V103H62ZM65 102H64V104H65ZM73 102V101H72ZM136 102V103H137ZM156 102V101H155ZM161 102V101H160ZM175 102V101H174ZM207 102H208V100H207ZM13 103V102H12ZM11 103V104H12ZM21 103V102H20ZM40 103V102H39ZM46 103V102H45ZM52 103V102H51ZM56 103V102H55ZM54 103V104H55ZM69 103H71V100H70V102ZM110 103V102H109ZM143 103H144V101H143ZM158 103V102H157ZM195 103V102H194ZM224 103V102H223ZM38 104V103H37ZM43 104V103H42ZM73 104V103H72ZM77 104H78V102H77ZM113 104V103H112ZM117 104V103H116ZM146 104V103H145ZM181 104V103H180ZM13 105V104H12ZM24 105V107L26 106V104H23ZM29 105H30V103H29ZM45 105V104H44ZM53 105V104H52ZM57 105V104H56ZM63 105V104H62ZM62 105H60V106H62ZM129 105V104H128ZM132 105H133V103H132ZM141 105V104H140ZM151 105H152V103H151ZM159 105V104H158ZM161 105V104H160ZM165 105H166V103H165ZM171 105V104H170ZM183 105V104H182ZM199 105V104H198ZM225 105V104H224ZM228 105V104H227ZM230 105V104H229ZM14 106V105H13ZM18 106V105H17ZM50 106H51V104H50ZM110 106V105H109ZM142 106V105H141ZM144 106V105H143ZM150 106V105H149ZM168 106H169V104H168ZM194 106V105H193ZM203 106V105H202ZM16 107V106H15ZM24 107H22V108H24ZM30 107V106H29ZM44 107V106H43ZM49 107V106H48ZM53 107V106H52ZM65 107H66V105H65ZM112 107V106H111ZM115 107V106H114ZM157 107V106H156ZM174 107V106H173ZM184 107H186V106H184ZM226 107H228V106H226ZM18 108V107H17ZM20 108V107H19ZM27 108V107H26ZM31 108V107H30ZM29 108V109H30ZM33 108V107H32ZM40 108V107H39ZM58 108H60V107H58ZM67 108V107H66ZM86 108V107H85ZM158 108V107H157ZM164 108H166L165 106H164ZM175 108V107H174ZM228 108H230V107H228ZM14 109H16V108H14ZM13 109V110H14ZM21 109V108H20ZM47 109V108H46ZM67 109H69L70 110V108H67ZM84 109V108H83ZM148 109V108H147ZM170 109V108H169ZM179 109H182L181 107L179 108ZM184 109V108H183ZM182 109V110H183ZM233 109V108H232ZM17 110V109H16ZM48 110V109H47ZM85 110V109H84ZM83 110V111H84ZM112 110V109H111ZM153 110V109H152ZM155 110V109H154ZM157 110V109H156ZM168 110V109H167ZM173 110V109H172ZM21 111V110H20ZM25 111V110H24ZM27 111H29V110H27ZM43 111V110H42ZM52 111H53V108H52ZM58 111V110H57ZM62 111H64V110H62ZM145 111V110H144ZM160 111H161V109H160ZM163 111V110H162ZM169 111V110H168ZM167 111V112H168ZM186 111V110H185ZM184 111V112H185ZM222 111V110H221ZM12 112H14V111H12ZM15 112H17V111H15ZM14 112V113H15ZM53 112H55V110L53 111ZM114 112H116V111H114ZM149 112H151V111H148V113ZM179 112H181L180 110H179ZM194 112V111H193ZM202 112V111H201ZM14 113H12V114H14ZM36 113V112H35ZM43 113H44V111H43ZM42 113V114H43ZM47 113V112H46ZM52 113V112H51ZM68 113V112H67ZM145 113V112H144ZM160 113H162V112H160ZM159 113V114H160ZM170 113H171V111H170ZM182 113H183V111H182ZM190 113V112H189ZM224 113V112H223ZM8 114H10V113H8ZM20 114V113H19ZM48 114V113H47ZM46 114V115H47ZM56 114V113H55ZM55 114H54V116H55ZM61 114H64V113H61ZM130 114V113H129ZM147 114V113H146ZM145 114V115H146ZM181 114V113H180ZM228 114V113H227ZM15 115V114H14ZM13 115V116H14ZM21 115V114H20ZM27 115V114H26ZM131 115V114H130ZM149 115V114H148ZM147 115V116H148ZM161 115V114H160ZM163 115V114H162ZM182 115V114H181ZM180 115V116H181ZM183 115H184V113H183ZM1 116V115H0ZM18 116V115H17ZM22 116V115H21ZM37 116V115H36ZM35 116V117H36ZM39 116V115H38ZM37 116V117H38ZM50 116V115H49ZM189 116H191V115H189ZM199 116V115H198ZM209 116V115H208ZM227 116H229V115H227ZM7 117V116H6ZM20 117V116H19ZM25 117V116H24ZM62 117H63V115H62ZM215 117V116H214ZM213 117V118H214ZM4 118V117H3ZM13 118V117H12ZM43 118V117H42ZM63 118H65V117H63ZM62 118V119H63ZM19 119V118H18ZM21 119V118H20ZM33 119V118H32ZM54 119V118H53ZM56 119V118H55ZM54 119V120H55ZM61 119V118H60ZM59 119V120H60ZM61 119V120H62ZM145 119V118H144ZM163 119V118H162ZM166 119H168L167 117H166ZM173 119V118H172ZM186 119V118H185ZM3 120V119H2ZM1 120V121H2ZM39 120V119H38ZM41 120V119H40ZM57 120V119H56ZM158 120V119H157ZM157 120L155 121V122H157ZM177 120V119H176ZM182 120V119H181ZM189 120H190V118H189ZM193 120H195V119H193ZM202 120V119H201ZM13 121V120H12ZM25 121V120H24ZM32 121H34V120H32ZM46 121V120H45ZM142 121V120H141ZM160 121H161V119H160ZM164 121V120H163ZM169 121V120H168ZM171 121V120H170ZM17 122H19V121H17ZM26 122V121H25ZM27 122H29V121H27ZM39 122H41V121H39ZM52 122V121H51ZM50 122V123H51ZM154 122V123H155ZM165 122V121H164ZM173 122V121H172ZM14 123H16V122H14ZM23 123V122H22ZM31 123H34V122H31ZM35 123L37 124V122L35 121ZM41 123H43V125H44V121L43 122H41ZM57 122H55V124H56ZM65 123V122H64ZM132 123V122H131ZM158 123V122H157ZM156 123V124H157ZM171 123V122H170ZM210 123V122H209ZM2 124V123H1ZM8 124V123H7ZM24 124V123H23ZM48 124V123H47ZM66 124V123H65ZM159 124V123H158ZM163 124V123H162ZM214 124V123H213ZM15 125V124H14ZM20 126H21V124H19ZM27 125V124H26ZM31 126H33L32 124H30ZM41 125V124H40ZM67 125V124H66ZM68 125H69V123H68ZM161 125V124H160ZM176 125H178V124H176ZM209 125V124H208ZM9 126V125H8ZM8 126L6 127V128H8ZM28 126V125H27ZM50 126V125H49ZM48 126V127H49ZM56 126H57V124H56ZM103 126V125H102ZM132 126H133V124H132ZM170 126V125H169ZM168 126V127H169ZM214 126V125H213ZM30 127V126H29ZM28 127V128H29ZM37 127V126H36ZM40 127V126H39ZM39 127H37L38 129H39ZM68 127V126H67ZM167 127V126H166ZM222 127V126H221ZM3 128V127H2ZM25 128V127H24ZM47 128V127H46ZM59 128H60V126H59ZM63 128V127H62ZM66 127H64V129H65ZM223 128V127H222ZM10 130L11 129H13V128H9ZM31 130H33L32 128H30ZM45 129V128H44ZM43 128H42V130H44ZM50 129H52V128H50ZM106 129V128H105ZM131 129V128H130ZM144 129V128H143ZM151 129V128H150ZM149 129V130H150ZM153 129V128H152ZM177 129V128H176ZM180 129V128H179ZM214 129V128H213ZM221 129V128H220ZM1 130V129H0ZM22 131H20V132H22L23 133V130L24 129H21ZM26 130V129H25ZM31 130H29V131H31ZM40 130V129H39ZM63 130V129H62ZM132 130V129H131ZM154 130V129H153ZM166 130V129H165ZM164 130V131H165ZM168 130V129H167ZM173 130V129H172ZM219 130V129H218ZM5 131V130H4ZM34 131V130H33ZM32 131V132H33ZM41 131V130H40ZM56 131V130H55ZM59 131V130H58ZM169 131V130H168ZM171 131V130H170ZM170 131H169V133H170ZM178 131H180V130H178ZM182 131V130H181ZM1 132V131H0ZM17 132V131H16ZM15 132V133H16ZM19 132V133H20ZM26 132V131H25ZM36 132H37V134H39L38 133V131L36 130ZM46 132H47V130H46ZM45 132V133H46ZM63 131H61V133H62ZM65 132V131H64ZM101 132V131H100ZM110 132V131H109ZM151 132V131H150ZM195 132V131H194ZM199 132V131H198ZM9 133V132H8ZM11 133V132H10ZM13 133H14V131H13ZM26 133H28V132H26ZM25 133V134H26ZM42 133V132H41ZM44 133V134H45ZM142 133H144V130H143V132ZM4 134V133H3ZM7 134V133H6ZM43 133H42V135H44ZM59 134V133H58ZM65 133H63V135H64ZM158 134V133H157ZM171 134V133H170ZM179 134V133H178ZM221 134V133H220ZM20 135V134H19ZM18 135V136H19ZM22 135V134H21ZM19 136V138L20 137H22V136ZM45 135H47V134H45ZM79 135V134H78ZM130 135V134H129ZM132 135V134H131ZM143 135V134H142ZM145 135V134H144ZM8 136V135H7ZM14 136H17V135H14ZM48 136V135H47ZM46 136V137H47ZM65 136V135H64ZM81 136V135H80ZM151 136V135H150ZM196 136V135H195ZM201 136V135H200ZM13 137V136H12ZM129 137V136H128ZM133 137V136H132ZM154 137H156V136H154ZM168 137V136H167ZM173 137V136H172ZM180 137V136H179ZM14 138V137H13ZM16 138V137H15ZM18 138V137H17ZM18 138V139H19ZM25 138H26V135H25ZM57 138V137H56ZM58 138H59V136H58ZM63 138H65V137H63ZM62 138V139H63ZM79 138V137H78ZM174 138V137H173ZM198 138V137H197ZM200 138V137H199ZM198 138V139H199ZM208 138V137H207ZM2 139V138H1ZM5 139V138H4ZM23 139V138H22ZM22 139H20L21 141H22ZM30 139V138H29ZM36 139V138H35ZM38 139V138H37ZM36 139V140H37ZM44 139V138H43ZM52 139V138H51ZM55 139V138H54ZM61 139V138H60ZM81 139V138H80ZM171 139V138H170ZM186 139V138H185ZM189 139V138H188ZM19 140V141H20ZM39 140H42V139H39ZM49 140H50V138H49ZM55 140H57V139H55ZM64 140V139H63ZM82 140V139H81ZM150 140V139H149ZM154 140V139H153ZM158 140V139H157ZM176 140V139H175ZM206 140V139H205ZM8 141V140H7ZM15 141V140H14ZM13 140L11 141L10 140V142H11V144L14 142ZM21 141H20V143H21ZM33 141H35V140H33ZM33 141H31V142H33ZM47 141V140H46ZM53 141V140H52ZM67 141H69V140H67ZM79 141V140H78ZM86 141V140H85ZM110 141V140H109ZM114 141H116V140H114ZM181 141V140H180ZM184 141V140H183ZM187 141V140H186ZM190 141V140H189ZM193 141H194V139H193ZM219 141V140H218ZM221 141V140H220ZM2 142H6V141H2ZM16 142V141H15ZM23 142H25V141H23ZM26 142H28V141H26ZM25 142V144H28V145H30L29 143H31V142H28V143H26ZM37 142H38V140H37ZM74 142H75V140H74ZM135 142V141H134ZM197 142V141H196ZM205 142V141H204ZM9 143V142H8ZM8 143H5L6 145H8V147L10 146V149H11V146L12 145H14V144H12V145H9ZM17 143H19V142H17ZM34 143H36V142H34ZM44 143V142H43ZM53 143V142H52ZM63 143H64V141H63ZM83 143V142H82ZM87 143V142H86ZM109 143H111V142H109ZM151 143H152V141H151ZM155 143V142H154ZM172 143V142H171ZM180 143V142H179ZM182 143V142H181ZM180 143V144H181ZM191 143V142H190ZM209 143V142H208ZM211 143V142H210ZM218 143V142H217ZM227 143V142H226ZM233 143V142H232ZM24 144V145H25ZM40 144V143H39ZM45 144V143H44ZM43 144V145H44ZM55 144H56V142H55ZM55 144H54V146H55ZM59 144H60V142H59ZM74 144V143H73ZM77 144V143H76ZM81 144V143H80ZM105 144V143H104ZM150 144V143H149ZM158 144V143H157ZM176 144V143H175ZM186 144H188V143H186ZM198 144H199V142H198ZM229 144V143H228ZM234 144V143H233ZM4 145V144H3ZM5 145V146H6ZM21 145H22V143H21ZM46 145V144H45ZM61 145V144H60ZM134 145V144H133ZM171 145V144H170ZM183 145V144H182ZM221 145V144H220ZM19 146H20V144H19ZM40 146V145H39ZM56 146H57V144H56ZM78 146V145H77ZM108 146V145H107ZM191 146V145H190ZM200 146V145H199ZM202 146V145H201ZM222 146V145H221ZM226 146V145H225ZM231 146V145H230ZM12 147H14V146H12ZM21 147V146H20ZM26 147H27V145H26ZM31 147H32V145H31ZM43 147V146H42ZM46 147V146H45ZM154 147V146H153ZM232 147V146H231ZM15 148H16V146H15ZM22 148V147H21ZM28 148H29V146H28ZM51 148V147H50ZM74 148V147H73ZM73 148H71L70 150L69 149H67V151L69 150V151H71ZM80 148H81V146H80ZM83 149H84V146L82 147ZM86 148V147H85ZM106 148V147H105ZM155 148V147H154ZM227 148V147H226ZM1 149V148H0ZM31 149V148H30ZM35 149H38V148H35ZM34 149V150H35ZM75 149V148H74ZM78 149V148H77ZM112 149V148H111ZM116 149V148H115ZM123 149V148H122ZM6 150H8V149H6ZM21 150V149H20ZM28 150V149H27ZM33 150V151H34ZM39 150V149H38ZM48 150V149H47ZM82 150V149H81ZM102 150H103V148H102ZM106 150V149H105ZM107 150H109L108 148H107ZM113 150V149H112ZM117 150V149H116ZM131 150H132V148H131ZM218 150V149H217ZM224 150V149H223ZM0 151H4V150H0ZM9 151V150H8ZM7 151V152H8ZM11 151V150H10ZM9 151V152H10ZM17 151H18V149H17ZM26 151V150H25ZM40 151V150H39ZM41 151H42V149H41ZM66 151V152H67ZM76 151V150H75ZM79 151V150H78ZM83 151V150H82ZM111 151V150H110ZM233 151H235L234 149H233ZM15 152H16V150H15ZM19 152V151H18ZM36 152H38V151H36ZM65 152V153H66ZM77 152V151H76ZM180 152V151H179ZM186 152V151H185ZM5 153H6V151H5ZM28 153H29V151H28ZM28 153H26V154H28ZM35 153V152H34ZM53 153V152H52ZM57 153V152H56ZM64 153V155L66 156V155H70L69 153L68 154H65ZM72 153V152H71ZM80 153H82L81 151H80ZM84 153H86V152H84ZM110 153V152H109ZM113 153H115V152H113ZM117 153V152H116ZM123 153V152H122ZM198 153V152H197ZM196 153V154H197ZM202 153V152H201ZM218 153V152H217ZM226 153V152H225ZM31 154V153H30ZM29 154V155H30ZM47 154V153H46ZM55 154V153H54ZM73 154H75V153H72V155ZM83 154V153H82ZM103 154H104V152H103ZM179 154V153H178ZM203 154V153H202ZM17 155H20V154H17ZM16 155V156H17ZM25 155V154H24ZM37 156H38V153L36 154ZM40 155V154H39ZM76 155V154H75ZM84 155H86L87 156V154H84ZM109 155V154H108ZM186 155V154H185ZM188 155V154H187ZM228 155V154H227ZM230 155V154H229ZM232 155V154H231ZM6 156V155H5ZM4 156V157H5ZM22 156V155H21ZM45 156V155H44ZM47 156V155H46ZM60 156H62V155H60ZM74 156V155H73ZM118 156V155H117ZM121 156V155H120ZM123 156H125V155H123ZM179 156H181V155H179ZM183 156V155H182ZM200 156V155H199ZM217 156V155H216ZM8 157V156H7ZM10 157H12V156H10ZM22 157H24V156H22ZM31 157V156H30ZM40 157H41V155H40ZM40 157H39V159H40ZM43 157V156H42ZM48 157H49V154H48ZM66 157H68V156H66ZM76 157V156H75ZM75 157H74V159H75ZM103 157V156H102ZM101 157V158H102ZM154 157V156H153ZM158 157V156H157ZM198 157V156H197ZM203 157V156H202ZM205 157V156H204ZM18 158V157H17ZM27 158V157H26ZM34 158V157H33ZM32 158V159H33ZM37 158V157H36ZM44 158V157H43ZM64 158V157H63ZM62 158V160L64 161V159ZM69 158V157H68ZM71 158H73L72 156L70 157V160H71ZM82 158V157H81ZM217 158V157H216ZM220 158L222 159V157L220 156ZM16 159V158H15ZM19 159V158H18ZM21 159V158H20ZM35 159V158H34ZM50 159V158H49ZM82 159H84V158H82ZM86 159H87V157H86ZM86 159H85V161H86ZM156 159V158H155ZM180 159V158H179ZM194 159H195V157H194ZM41 160V159H40ZM39 160V161H40ZM48 160V159H47ZM66 160L68 161V159L66 158ZM70 160H69V162H68V164L66 163V162H63V163H66L65 165H67L69 168V170H73L72 169V164H75V163H70ZM187 160V159H186ZM207 160V159H206ZM223 160V159H222ZM22 161V160H21ZM25 161V160H24ZM33 161V160H32ZM35 161V160H34ZM76 161L78 162V160L76 159ZM79 161H82V160H79ZM106 161V160H105ZM149 161V160H148ZM154 161V160H153ZM156 161H158V160H156ZM155 161V162H156ZM181 161V160H180ZM196 161H197V159H196ZM201 161H203V160H201ZM216 161V160H215ZM214 161V162H215ZM217 161H218V159H217ZM216 161V162H217ZM20 162V161H19ZM28 162V161H27ZM44 162V161H43ZM72 162V161H71ZM84 162V161H83ZM109 162V161H108ZM147 162V161H146ZM151 162V161H150ZM159 162V161H158ZM184 162H185V160H184ZM187 162V161H186ZM218 162H220V161H218ZM32 163V162H31ZM37 163V162H36ZM39 163V162H38ZM181 163V162H180ZM182 163H183V161H182ZM181 163V165H183ZM206 163V162H205ZM236 163V162H235ZM40 164H42L41 162H40ZM44 164H45V162H44ZM71 164V165H70ZM79 164H80V162H79ZM110 164V163H109ZM112 164V163H111ZM147 164V163H146ZM154 164V163H153ZM156 164V163H155ZM158 164V163H157ZM192 164V163H191ZM199 164V163H198ZM218 164V163H217ZM216 164V165H217ZM220 164V163H219ZM218 164V165H219ZM227 164H228V162H227ZM58 165V164H57ZM81 165V164H80ZM83 165V164H82ZM151 165V164H150ZM193 165V164H192ZM195 165V164H194ZM59 166V165H58ZM64 166V165H63ZM104 166H105V164H104ZM148 166V165H147ZM147 166H146V168H147ZM159 166V165H158ZM204 166V165H203ZM239 166V165H238ZM253 165H251V167H252ZM54 167V166H53ZM66 167V166H65ZM65 167H62V168H64L65 169ZM106 167H107V165H106ZM105 167V168H106ZM143 167H144V165H143ZM161 167V166H160ZM217 167V166H216ZM219 167V166H218ZM235 167V166H234ZM250 167V168H251ZM19 168V167H18ZM75 168V167H74ZM81 168V167H80ZM80 168H79V170H80ZM85 168H87V167H85ZM88 168H90L89 166H88ZM135 168V167H134ZM104 169V168H103ZM110 169V168H109ZM150 169V168H149ZM179 169L181 170V168L179 167ZM205 169V168H204ZM215 169H217V168H215L214 167V170ZM229 169V167L227 168V169H225V170H228ZM19 170V169H18ZM20 170H21V168H20ZM50 170V169H49ZM56 170V169H55ZM55 170H54V172H55ZM84 170V169H83ZM91 170V169H90ZM151 170H152V167H151ZM157 170V169H156ZM189 170V169H188ZM206 170V169H205ZM213 170V171H214ZM224 170V171H225ZM235 170V169H234ZM246 170V169H245ZM203 171V170H202ZM218 171V170H217ZM53 172V173H54ZM67 172V171H66ZM71 172V171H70ZM73 172V171H72ZM75 172V171H74ZM157 172V171H156ZM185 172V171H184ZM198 172H199V170H198ZM230 171H227V172H225V173H223V175H226L227 173L228 174H230L229 173ZM61 173V172H60ZM84 173V172H83ZM87 173V172H86ZM91 173V172H90ZM151 173V172H150ZM149 173V174H150ZM183 173V172H182ZM189 173V172H188ZM201 173V172H200ZM56 174V173H55ZM63 174V173H62ZM67 174H69V173H67ZM66 174V175H67ZM72 174V173H71ZM70 174V175H71ZM77 174V173H76ZM88 174H89V170H88ZM153 174V173H152ZM198 174V173H197ZM64 175V174H63ZM65 175V176H66ZM74 175V174H73ZM73 175H72V177H73ZM91 175V174H90ZM201 175V174H200ZM215 176L213 177V176H211V177H213L214 179H215V177L216 176H219L220 174H214ZM222 175V173H221V176L222 177H224ZM231 175V174H230ZM80 176V175H79ZM183 176H184V174H183ZM187 176V175H186ZM199 176V175H198ZM39 177V176H38ZM41 177V176H40ZM78 177V176H77ZM90 177V176H89ZM220 177V176H219ZM218 177V178H219ZM73 178H75V177H73ZM79 178V177H78ZM81 178V177H80ZM111 178V177H110ZM109 178V179H110ZM213 178L211 179V180H213ZM44 179V178H43ZM82 179V178H81ZM86 179V178H85ZM107 179V178H106ZM114 179V178H113ZM116 179V178H115ZM217 179V178H216ZM1 180V179H0ZM40 180H42V179H40ZM40 180H38V181H40ZM47 180V179H46ZM90 180V179H89ZM92 180H94V179H92ZM96 180V179H95ZM118 180V179H117ZM203 180V179H202ZM202 180L200 179V181H195V182H192V183H190V185H186V186H184V188H187V187H189V186H196V185H199V184H201V183H204L205 181V179L203 180L204 182H202ZM8 181V180H7ZM30 181V180H29ZM28 180H27V184L26 183H24V184H26L25 185V193H27V198H25V200H23V198H22V202H21V204L22 203H24V204H28L29 206L31 205V207L30 208H32V206H36L37 207V203L38 202H40V200H42L44 203H43V205L45 204L46 205V202H47V204H49V205H51L52 207L54 206L55 207V202L56 201H58V202H60L59 200H56V198H58L56 195H55V192H54V190H53V188H51V186H48V185H50V184H46V183H44V182H40V183H34V181L32 182V181H30L29 182ZM45 181V180H44ZM59 181V180H58ZM87 181V180H86ZM106 181V180H105ZM222 181V180H221ZM10 182H11V180H10ZM23 182V181H22ZM29 182V183H28ZM98 182V181H97ZM108 182V181H107ZM110 182V181H109ZM109 182H108V184H109ZM119 182V181H118ZM8 183V182H7ZM46 184V185H44V184ZM52 183V182H51ZM54 183L56 184V182L54 181ZM120 183V182H119ZM123 183H125V182H123ZM189 183V182H188ZM219 183H221V182H219ZM227 183H228V181H227ZM227 183H223V184H227ZM1 184H3L4 185V183H1ZM11 184V183H10ZM122 184V183H121ZM6 185V184H5ZM60 186H62L61 184H59ZM66 185V184H65ZM113 185H115V184H113ZM118 185H120V184H118ZM123 185V184H122ZM127 185V184H126ZM125 185V186H126ZM183 184H181V186H182ZM213 185H215V184H213ZM220 185V184H219ZM231 185V184H230ZM94 186H95V184H94ZM107 186V185H106ZM111 186V185H110ZM124 186V185H123ZM123 186H121V187H123ZM64 187V186H63ZM105 187V186H104ZM120 187V188H121ZM128 187V186H127ZM126 187V188H127ZM138 187V186H137ZM170 187V186H169ZM250 187V186H249ZM62 188V187H61ZM106 188V190H108L107 189V187H105ZM109 188V187H108ZM125 188V187H124ZM173 188V187H172ZM180 188V187H179ZM196 188V187H195ZM255 188V187H254ZM56 189H57V187H56ZM112 190V189H111ZM113 190H115L114 188H113ZM124 190V189H123ZM122 190V191H123ZM183 190V189H182ZM187 190V189H186ZM194 190V189H193ZM56 191H60V192H62L61 190H56ZM121 191V190H120ZM160 191V193L159 194H157V195H163V194H167V193H170V192H172L173 190H170L169 188H164V190L163 191H161V190H159ZM184 191V190H183ZM119 192V191H118ZM125 192V191H124ZM156 192V191H155ZM182 192V191H181ZM187 192V191H186ZM189 192V191H188ZM194 192V191H193ZM120 193V192H119ZM118 193V194H119ZM183 193V192H182ZM117 194V193H116ZM121 194V193H120ZM136 194V193H135ZM233 194H235V193H233ZM25 195V194H24ZM243 195V194H242ZM138 196V195H137ZM140 196H142V195H140ZM226 196V195H225ZM225 196H223V197H225ZM217 197V196H216ZM246 197H248V194H247V196ZM21 198V197H20ZM233 198V197H232ZM243 198H244V196H243ZM253 198V197H252ZM17 199V198H16ZM36 199H38L37 201V203H36ZM104 199H106V198H104ZM216 199V198H215ZM250 199V198H249ZM21 200V199H20ZM253 200V199H252ZM41 201V202H42ZM113 201H114V199H113ZM245 201H246V199H245ZM0 202H2V201H0ZM41 202H40V204H41ZM104 202H106V201H104ZM103 202V203H104ZM200 202V201H199ZM198 202V203H199ZM6 203V202H5ZM63 203V202H62ZM62 203H60V204H62ZM114 203H116V202H114ZM119 203V202H118ZM203 203V202H202ZM215 203V202H214ZM246 203V202H245ZM244 203V204H245ZM250 203H251V201H250ZM1 204V203H0ZM109 204V203H108ZM120 204V203H119ZM19 205H20V203H19ZM18 205V206H19ZM57 205V204H56ZM59 205V204H58ZM57 205V206H58ZM110 205V204H109ZM112 205V204H111ZM214 205V204H213ZM21 206H23V205H21ZM38 206H40V205H38ZM57 206H56V208H57ZM60 206V205H59ZM113 206V205H112ZM123 206H125V205H123ZM234 206V205H233ZM0 207H2V206H0ZM42 207V206H41ZM45 207H47V205L45 206ZM52 207H50V209L52 208ZM122 207V206H121ZM241 207V206H240ZM245 207V206H244ZM249 207L251 208V206L249 205ZM252 207H254V206H252ZM2 208H4V207H2ZM2 208H1V210H2ZM43 208V207H42ZM69 206H67V205H64V207L62 206L61 208H60V210H58V211H61V212H67V211H69ZM210 208H215V207H210ZM229 208V207H228ZM44 209V208H43ZM46 209V208H45ZM74 209V208H73ZM86 209V208H85ZM84 209V210H85ZM242 209H245V208H242ZM24 210V209H23ZM27 210V209H26ZM31 210V209H30ZM36 211H38V213L39 212H41V211H43V210H41V208L39 209V208H36L35 209ZM55 210H57V209H55ZM71 210V209H70ZM216 210V209H215ZM218 210V209H217ZM231 210V209H230ZM29 211V210H28ZM48 211V210H47ZM78 211V210H77ZM214 211V210H213ZM241 211V210H240ZM32 212H34V209H33V211ZM31 212V213H32ZM49 212V211H48ZM50 212H51V210H50ZM53 212V211H52ZM57 212V211H56ZM56 212H54V213H56ZM210 212H212V211H210ZM239 212V211H238ZM242 212H243V210H242ZM214 213H215V211H214ZM218 213V212H217ZM240 213V212H239ZM45 214H47V213H45ZM52 214V213H51ZM58 214H60V213H58ZM63 214V213H62ZM67 214V213H66ZM69 214V213H68ZM213 214V213H212ZM32 215H34V214H32ZM55 215V214H54ZM216 215V214H215ZM232 215V214H231ZM230 215V216H231ZM39 216V215H38ZM41 216V215H40ZM65 216V215H64ZM212 216H214V215H212ZM219 216V215H218ZM217 216V217H218ZM35 217V216H34ZM185 217V216H184ZM191 217V216H190ZM238 217V215H236V218ZM62 218H64V217H62ZM67 218V217H66ZM192 218H193V216H192ZM221 217H219V219H220ZM229 218V217H228ZM39 219V218H38ZM42 219V218H41ZM191 219V218H190ZM189 219V220H190ZM204 219V218H203ZM207 220L209 219V218H206ZM205 219V220H206ZM232 218L230 217V219L229 220H231ZM237 219H240V218H237ZM22 220H23V218H22ZM36 220V219H35ZM179 220V219H178ZM183 220V219H182ZM189 220H187V222L189 221ZM233 220V219H232ZM242 220H243V218H242ZM4 221V220H3ZM9 221V220H8ZM13 221V220H12ZM16 221V220H15ZM20 221V220H19ZM44 221V220H43ZM63 221V220H62ZM184 221V220H183ZM226 220H224V222H225ZM244 221V220H243ZM35 222V221H34ZM178 222V221H177ZM176 221H175V223H177ZM191 222V221H190ZM232 222H234V221H232ZM238 222H239V220H238ZM261 222H263L264 223V221H261ZM13 223V222H12ZM12 223H10V226H11V224ZM31 223H33V222H31ZM180 223V222H179ZM178 223V224H179ZM235 223V222H234ZM242 224H243V222H241ZM1 224V223H0ZM5 226H6V224L5 223H3ZM18 224V223H17ZM26 224V223H25ZM37 224V223H36ZM38 224H40V223H38ZM47 224H49V223H47ZM47 224H43L44 226H46L47 227ZM54 224V223H53ZM177 224V225H178ZM186 224V223H185ZM189 224V223H188ZM221 224H223V223H221ZM225 224V223H224ZM3 225V226H4ZM33 225V224H32ZM42 225V224H41ZM182 225V224H181ZM216 225V224H215ZM264 224H262V226H263ZM2 226V225H1ZM9 226V227H10ZM22 226V225H21ZM30 226V225H29ZM38 226V225H37ZM49 226V225H48ZM51 226V225H50ZM59 226H61V225H59ZM166 226V225H165ZM170 226V225H169ZM171 226H172V224H171ZM184 226V225H183ZM192 226V225H191ZM203 226V225H202ZM201 226V227H202ZM205 226V225H204ZM208 226H209V224H208ZM240 226H241V224H240ZM9 227H7L8 229H9ZM24 227V226H23ZM22 227V228H23ZM45 227V228H46ZM54 227V226H53ZM56 227V226H55ZM177 227H179V226H177ZM1 228H3V227H1ZM6 228V229H7ZM12 228V227H11ZM14 228V227H13ZM13 228H12V230H13ZM27 228H28V226H27ZM35 228V227H34ZM39 228H40V226H39ZM38 228V229H39ZM50 228V227H49ZM52 228V227H51ZM50 228V229H51ZM57 228V227H56ZM60 227H58V229H59ZM70 228V227H69ZM68 228V229H69ZM168 230L169 229H171V228H168V227H166ZM174 228V227H173ZM188 228H189V225H188ZM231 228H232V226H231ZM236 228V227H235ZM239 228V227H238ZM238 228H236V229H238ZM249 228V227H248ZM253 228V227H252ZM16 229V228H15ZM21 229V228H20ZM23 229H25V228H23ZM62 229V228H61ZM60 229V230H61ZM66 229V228H65ZM71 229H72V227H71ZM164 229V228H163ZM185 229V228H184ZM183 229V230H184ZM192 229V228H191ZM233 229V228H232ZM264 229V228H263ZM262 229V230H263ZM3 230V229H2ZM9 230H11V229H9ZM41 230V228L38 230V231H40ZM47 230V229H46ZM53 230V229H52ZM54 230H56V229H54ZM63 230V229H62ZM67 230V229H66ZM129 230V229H128ZM161 230H162V228H161ZM166 230V229H165ZM181 230V228L179 229V231ZM188 230V229H187ZM205 230V229H204ZM204 230H201V231H204ZM210 230H211V228H210ZM214 230V229H213ZM219 230V229H218ZM221 230V229H220ZM223 230V229H222ZM221 230V231H222ZM256 230V229H255ZM259 230V229H258ZM1 231V230H0ZM7 231V230H6ZM15 231V230H14ZM36 231V230H35ZM42 231H44V230H41L40 232H42ZM58 231V230H57ZM69 231H71V230H69ZM116 231V230H115ZM125 231V230H124ZM164 231V230H163ZM171 231V230H170ZM172 231H173V229H172ZM189 231V230H188ZM191 231V230H190ZM194 231V230H193ZM193 231H191L192 233H193ZM200 231V234L202 233ZM217 231V230H216ZM236 231V230H235ZM241 231L242 230H239V232L241 233ZM252 231V230H251ZM9 232V231H8ZM17 232V231H16ZM53 232V231H52ZM60 232V231H59ZM58 232V233H59ZM87 232V231H86ZM92 232H94V231H92ZM99 232V231H98ZM158 232V231H157ZM156 232V233H157ZM168 232V231H167ZM167 232H166V234H167ZM183 232V231H182ZM205 232V231H204ZM220 232V231H219ZM226 232V231H225ZM224 232V233H225ZM227 232H228V230H227ZM227 232H226V234H227ZM244 232V231H243ZM260 232L261 233H264L263 231H261V229H260ZM2 233V232H1ZM4 233V232H3ZM10 233V232H9ZM25 233V232H24ZM46 233V232H45ZM48 233H49V229H48ZM55 233V232H54ZM63 233V232H62ZM67 233V232H66ZM66 233H63V234H66ZM73 233H75V232H72V234L71 235H73ZM88 233V232H87ZM123 233V232H122ZM140 233V232H139ZM175 233V232H174ZM185 233H186V231H185ZM188 233V232H187ZM196 233V232H195ZM222 233V232H221ZM221 233L219 234V235H221ZM223 233V234H224ZM229 233V232H228ZM5 234V233H4ZM14 233H12V235H13ZM19 234V233H18ZM43 233H40V235H42ZM47 234V233H46ZM51 234V233H50ZM61 234V233H60ZM63 234H61V235H63ZM76 234V233H75ZM74 234V235H75ZM89 234V233H88ZM135 234H136V232H135ZM150 234H152V233H150ZM158 234H159V232H158ZM160 234H162V233H160ZM191 233H189V235H190ZM200 234H199V236H200ZM225 234V235H226ZM230 234H231V232H230ZM233 234V233H232ZM251 234V233H250ZM250 234H249V236H250ZM8 235V234H7ZM10 235V234H9ZM16 235V234H15ZM15 235H13V236H15ZM22 236H24V234H21ZM20 235V236H21ZM36 235V234H35ZM44 235V234H43ZM42 235V242H44L45 241V239L46 238H44V241H43V237H45V235L43 236ZM52 235V234H51ZM54 236H55V234H53ZM52 235V236H53ZM56 235H57V232H56ZM67 235V234H66ZM85 235V234H84ZM95 235V234H94ZM121 235V234H120ZM145 235V234H144ZM157 235V234H156ZM174 235V234H173ZM177 235V234H176ZM186 235V234H185ZM193 235V234H192ZM195 235V234H194ZM217 235V234H216ZM216 235H215V238H216ZM240 235V234H239ZM243 235V234H242ZM244 235H245V233H244ZM244 235H243V238H244ZM252 235H254V233L252 234ZM257 235H259V232H258V234ZM21 236V237H22ZM38 236V235H37ZM58 236H59V234H58ZM69 236V235H68ZM113 236H115L114 234H113ZM143 236V235H142ZM162 236V235H161ZM160 236V237H161ZM180 236V235H179ZM178 236V237H179ZM198 236V235H197ZM222 236V235H221ZM227 236H228V234H227ZM235 236V235H234ZM248 236V235H247ZM261 236V234L259 235V237ZM262 236H263V234H262ZM11 237V236H10ZM17 238H18V236H16ZM33 237V236H32ZM61 237V236H60ZM119 237V236H118ZM118 237H117V239H118ZM127 237H128V235H127ZM131 237V236H130ZM149 237V236H148ZM158 237V236H157ZM157 237H155V238H157ZM159 237V238H160ZM172 237V236H171ZM176 237V236H175ZM178 237H176L177 239H178ZM181 238V240L182 239H186V238H182V236H180ZM187 237V236H186ZM195 237V236H194ZM208 237V236H207ZM206 237V238H207ZM218 237H220V236H218ZM230 237V236H229ZM228 237V238H229ZM240 237V236H239ZM242 237V236H241ZM254 237V236H253ZM2 238L3 237H1L0 238V240H2ZM7 238V237H6ZM12 238V237H11ZM40 238V237H39ZM66 238V237H65ZM64 238V241H66V239ZM75 238V237H74ZM84 238V237H83ZM88 238V236L86 235V239ZM90 238V237H89ZM114 238V237H113ZM190 238V237H189ZM224 238H225V236H224ZM236 238V237H235ZM252 238V237H251ZM255 238V243L257 242L256 240V238H258V236L257 237H254ZM16 239V238H15ZM22 239V238H21ZM20 239V241H22ZM51 239V238H50ZM69 239V238H68ZM71 239H73V238H71ZM85 239V240H86ZM100 239V238H99ZM142 239V238H141ZM147 239H149V238H147ZM154 239V238H153ZM169 239V238H168ZM167 239V240H168ZM176 239V240H177ZM187 239H188V237H187ZM201 239V238H200ZM221 239H222V237H221ZM226 239H227V237H226ZM225 239V240H226ZM230 239V238H229ZM237 239V238H236ZM249 239V241L248 242H250V241H252L251 239H250V237L248 238ZM9 240V239H8ZM17 240V239H16ZM15 240V241H16ZM46 240H49V239H46ZM55 240V239H54ZM56 240H58V239H56ZM75 240V239H74ZM105 240V239H104ZM137 240V239H136ZM173 240V239H172ZM175 240V241H176ZM190 240V239H189ZM205 240V239H204ZM216 240V239H215ZM219 240V239H218ZM217 240V241H218ZM224 240V239H223ZM224 240V241H225ZM245 240H247V239H245ZM260 241V243H262V245L261 244H257L258 246H264V243H263V241L264 240H262V238L261 239H259ZM4 241H5V239H4ZM11 241V240H10ZM39 241V240H38ZM37 241V242H38ZM50 241V240H49ZM67 241H69V240H67ZM72 241V240H71ZM80 241H82V242H80V243H82L81 244V247L83 248V244L85 243V245H86V248H88L87 247V242L89 243V245L92 243V242H94L93 241V238H92V240H86L85 242L83 241V240H80ZM99 241V240H98ZM146 241V240H145ZM145 241H144V243H145ZM156 241V240H155ZM163 241V240H162ZM170 241V240H169ZM183 241V240H182ZM186 240H184L183 242H185ZM201 241H203V240H201ZM222 241V240H221ZM227 241V240H226ZM241 241V240H240ZM1 242V241H0ZM47 242V241H46ZM46 242H44V243H42V244H44V249L45 250H47V251H44V253L45 252H47L45 255H49V257H51V256H53V255H51L50 256V254H48L49 253V247L50 246H46V245H48ZM60 242V241H59ZM62 242V241H61ZM60 242V243H61ZM74 242V241H73ZM118 242V241H117ZM123 242H124V240H123ZM128 242H130V240H128ZM137 242V241H136ZM141 242H142V240H141ZM147 242V241H146ZM152 242V241H151ZM161 242V241H160ZM164 242H166V241H164ZM163 242V243H164ZM195 242V241H194ZM230 242V241H229ZM2 243V242H1ZM14 243V242H13ZM16 243V242H15ZM50 243H52V241H50ZM49 243V244H50ZM53 243H55V242H53ZM52 243V244H53ZM60 243H58L57 242V244H59L60 245ZM63 243V242H62ZM69 243V245H70V241L68 242ZM80 243H78V245H77V248L76 249H79L78 248V246L80 247ZM97 243V242H96ZM96 243H95V245H96ZM178 243H181L180 241L178 242ZM201 243V242H200ZM209 243H210V240H209ZM208 243V244H209ZM215 243V242H214ZM227 243V242H226ZM230 243H232V242H230ZM237 243H239V239H238V241H237ZM242 243V242H241ZM240 243V244H241ZM251 243V242H250ZM26 244V243H25ZM41 244V243H40ZM72 244V243H71ZM75 244V243H74ZM73 244V245H74ZM93 244V243H92ZM91 244V245H92ZM161 244V243H160ZM199 244V243H198ZM228 244V243H227ZM227 244H225L224 245V249H225V246L227 245ZM244 244V243H243ZM252 244V243H251ZM250 244V245H251ZM34 245V244H33ZM37 245V244H36ZM67 245V244H66ZM72 245V246H73ZM75 245V246H76ZM83 245V246H82ZM88 245V246H89ZM94 244H93V246H95ZM102 245V244H101ZM126 245V244H125ZM147 245V244H146ZM164 245V244H163ZM167 245V244H166ZM178 245H181V244H178ZM177 245V246H178ZM189 245H191V244H189ZM222 245H223V243H222ZM231 245H233V244H231ZM247 245H248V243H247ZM39 245H37V247H34V248H37V249H39L40 247H42V246H40V247H38ZM61 246V245H60ZM96 246H98V245H96ZM133 246H135V245H133ZM142 246H143V244H142ZM157 246H158V243H157ZM173 246V245H172ZM172 246H171V248H172ZM181 246H183V245H181ZM208 246V245H207ZM215 246L219 249V247H220V244H218V246L215 244ZM234 246V245H233ZM236 246V245H235ZM235 246H234V248H235ZM241 246V245H240ZM253 246V244L251 245V247ZM258 246H256V249L257 248H259ZM9 247V246H8ZM19 247H20V245H19ZM54 248H55V244H54V246H53ZM62 247V246H61ZM60 247V248H61ZM90 247V246H89ZM149 247V246H148ZM153 247V246H152ZM188 247V246H187ZM209 247V246H208ZM227 247H228V245H227ZM227 247H226V249H227ZM239 247V246H238ZM3 248H5V247H3ZM47 248V249H46ZM59 248V249H60ZM65 248V247H64ZM75 248H73V249H75ZM96 248V247H95ZM126 248V247H125ZM124 248V249H125ZM130 248H133V247H131L130 246ZM147 248V247H146ZM151 248V247H150ZM149 248V249H150ZM154 248V247H153ZM179 248H180V246H179ZM178 248V249H179ZM204 247H202V249H203ZM206 248V247H205ZM212 248V247H211ZM233 247H230V249H232ZM233 248V249H234ZM237 248V247H236ZM263 248V247H262ZM9 249V248H8ZM16 249H17V246H16ZM19 249L20 248H18V250L17 251H19ZM43 249V248H42ZM103 249V248H102ZM167 249V248H166ZM165 249V250H166ZM183 249V248H182ZM187 249V248H186ZM189 249V248H188ZM216 249V248H215ZM229 249V250H230ZM254 249V248H253ZM264 249V248H263ZM0 250H1V248H0ZM5 250V249H4ZM3 250V251H4ZM14 250V249H13ZM34 250V249H33ZM41 250V248L39 249V250H37L38 252ZM56 250V249H55ZM79 250H81V249H79ZM85 250H87V249H85ZM111 250H112V248H111ZM121 250V249H120ZM131 251H132V249H130ZM133 250H134V248H133ZM136 250V249H135ZM154 250H155V248H154ZM160 250V249H159ZM168 250H170V249H168ZM173 250V249H172ZM208 251V248L207 249H205L204 251ZM209 250H210V248H209ZM212 250V249H211ZM228 250V251H229ZM12 251V250H11ZM20 251H21V249H20ZM32 251V250H31ZM74 251V250H73ZM78 251V250H77ZM76 251V252H77ZM117 251V250H116ZM119 251V250H118ZM125 251V250H124ZM150 251V250H149ZM151 251H153V250H151ZM167 251V250H166ZM171 251V250H170ZM198 251V250H197ZM199 251H201V250H199ZM198 251V256H199V258H200V260L203 258L202 256H200L199 255V253H201V252H199ZM203 251V250H202ZM213 252H214V250H212ZM218 251V250H217ZM220 251V250H219ZM218 251V252H219ZM249 251H251L250 249H249ZM258 252H260V249H258L257 250ZM1 252V251H0ZM7 252V251H6ZM14 252H16V251H14ZM14 252L12 253V255L14 254ZM50 252H51V250H50ZM54 252V251H53ZM52 252V253H53ZM63 253H65V251H62ZM62 252H59V253H62ZM66 252H67V250H66ZM82 252V251H81ZM128 252H130V251H128ZM136 252H138L137 250H136ZM140 252V251H139ZM142 252V251H141ZM161 252V251H160ZM172 252V251H171ZM184 252H185V250H184ZM194 252V251H193ZM218 252H216L217 254H218ZM221 252V251H220ZM231 252V251H230ZM247 252V251H246ZM255 250L253 251V257H255V256H257L258 255V252H256L257 253V255H255L254 256V254H255ZM9 253V252H8ZM37 253V252H36ZM42 253V252H41ZM54 253H56V252H54ZM58 253V254H59ZM68 253V252H67ZM83 253H85V252H83ZM92 253H95V252H92ZM134 253V252H133ZM132 253V254H133ZM144 253H145V251H144ZM154 254H156V252H153ZM163 253H165V252H163ZM204 253V252H203ZM202 253V254H203ZM209 253V252H208ZM211 253V252H210ZM226 254L227 255V252L226 251H224L223 253H222V255H220L219 254V256H218V258H216L214 255H216V254H211V255H213L214 256V258H212L213 256H210L211 258H212V260L211 259H209L208 257V259L210 260H208V259H206L207 261H209V262H207V261H205V257H204V259H202L203 261H205V262H207V264H224V262H226L227 260H225L224 261V259H227L226 257L225 258H222V256H224L223 254ZM229 253V252H228ZM262 253H263V251H262ZM2 254H4V253H2ZM22 254V253H21ZM40 254V253H39ZM39 254H37V255H39ZM58 254H56V255H58ZM71 254V253H70ZM74 254V253H73ZM86 254H87V252H86ZM120 254V253H119ZM131 254V253H130ZM135 254V253H134ZM146 254V253H145ZM169 254V253H168ZM168 254L166 255V256H168ZM171 254V253H170ZM231 254V253H230ZM17 256H18V254H16ZM33 255V254H32ZM42 255H43V253H42ZM41 254H40V256L41 257H43ZM74 255H76V254H74ZM90 255V254H89ZM88 255V256H89ZM121 255V254H120ZM125 255V254H124ZM127 255V254H126ZM157 255V254H156ZM159 255V254H158ZM161 255V254H160ZM192 255V254H191ZM197 255V254H196ZM206 255V253L204 254V256ZM210 254H207V256H209ZM229 255V254H228ZM245 255V254H244ZM249 255H251V253L249 254ZM3 256V255H2ZM15 256V255H14ZM21 255H19V257H20ZM25 256H27V255H25ZM29 256V255H28ZM35 257H33V258H38V257H40V256H38V257H36V255H34ZM60 256V255H59ZM62 256H63V254H62ZM62 256H61V258H62ZM77 256V255H76ZM139 256H141V255H139ZM153 256V255H152ZM197 256V257H198ZM248 256V255H247ZM7 257H9V254H8V256ZM11 257V256H10ZM38 258V260H33V262H32V264H37L38 262L40 263L41 261H39V259H41V260H43V258L45 257H43V258ZM48 257V258H49ZM58 257V256H57ZM79 257V256H78ZM82 257V256H81ZM125 257V256H124ZM123 257V258H124ZM129 257V256H128ZM135 257V256H134ZM155 257V256H154ZM193 255H192V257L190 256V259H188V260H186L187 262H189V263H185L184 261L182 262V263H180V264H183V263H185V264H206L205 262L204 263H202V262H200V260H199V258H196V260H194L193 259ZM246 257V256H245ZM245 257H243L244 259H246ZM249 257H251V256H249ZM14 258V257H13ZM31 258V257H30ZM33 258H31V259H33ZM48 258H46V259H48ZM68 258V257H67ZM73 258V257H72ZM84 258V257H83ZM161 258V257H160ZM188 258V257H187ZM216 258V259H215ZM242 258V259H243ZM6 259V258H5ZM15 259V258H14ZM17 259V258H16ZM23 259V258H22ZM28 259V261H30L29 260V258H26V260ZM49 259H52V258H49ZM54 259V258H53ZM64 259V258H63ZM66 259V258H65ZM73 259H75V258H73ZM81 259V258H80ZM101 259H103V258H101ZM100 259V257H98V256H95L94 254H92L90 257H88L87 259L85 258V259H81V261L79 260L78 261V259H77V261H78V264H83L82 263V260H85V262H84V264H117V263H114V262H111V261H108V262H104V261H107L106 259L104 260L103 259V261ZM138 259V258H137ZM159 259V258H158ZM162 259H163V256H162ZM165 259H166V257H165ZM214 259V260H213ZM228 259H229V257H228ZM241 259V260H242ZM12 260V259H11ZM25 260V261H26ZM133 260V259H132ZM150 260V259H149ZM152 260H153V257H152ZM160 260V259H159ZM179 260V259H178ZM191 260H193V261H191ZM13 261V260H12ZM15 261H17V260H15ZM24 261V262H25ZM50 261V260H49ZM49 261L48 260H46L45 261V258H44V261H42V262H45V264H49ZM59 261V260H58ZM67 261V260H66ZM75 262H76V260H74ZM74 261H73V263H74ZM117 261V260H116ZM128 261H130V260H128ZM151 261V260H150ZM160 261H162V260H160ZM224 261V262H223ZM252 261V260H251ZM31 262H28V264L29 263H31ZM37 262V263H36ZM81 262V263H80ZM124 262H125V260H124ZM127 262V261H126ZM132 262V261H131ZM145 262V261H144ZM165 262V261H164ZM172 262V261H171ZM173 262H174V260H173ZM247 262V261H246ZM245 262V260H243L242 261V264H244V263H246ZM248 262H250V261H248ZM21 263V262H20ZM22 263H23V260H22ZM21 263V264H22ZM38 263V264H39ZM57 263V262H56ZM59 263V262H58ZM60 263H61V261H60ZM63 263V262H62ZM121 263V262H120ZM147 263V262H146ZM152 263V262H151ZM154 263H156V262H154ZM166 264H167V262H165ZM168 263H170L169 262V260H168ZM240 263H241V261H240ZM251 263V262H250ZM262 263H264V262H262ZM25 264V263H24ZM26 264H27V262H26ZM41 264H44V263H41ZM53 264H55V263H53ZM71 264V263H70ZM76 264H77V262H76ZM134 264V263H133ZM139 264V263H138ZM140 264H142V263H140ZM159 264H163V263H159ZM226 264V263H225ZM261 264V263H260Z\"/></svg>","mask_w":264,"mask_h":264}]
</instances>
